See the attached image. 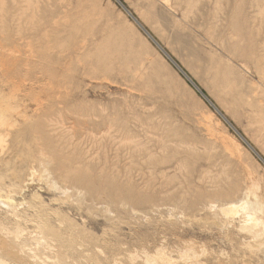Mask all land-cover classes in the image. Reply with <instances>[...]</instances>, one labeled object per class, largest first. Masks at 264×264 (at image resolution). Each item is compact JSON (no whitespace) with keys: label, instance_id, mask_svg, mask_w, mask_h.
Segmentation results:
<instances>
[{"label":"rangeland","instance_id":"obj_1","mask_svg":"<svg viewBox=\"0 0 264 264\" xmlns=\"http://www.w3.org/2000/svg\"><path fill=\"white\" fill-rule=\"evenodd\" d=\"M28 1L27 0H25V1L24 0H22V1L21 0H3L5 8H3V9L0 8V64H1L0 65V96L2 95L0 97V101L2 99L0 104L4 103V102H5V104L6 103L9 104L12 102L13 105L10 104V108H11L10 110H12L11 111L12 113H14V111H15V113L13 115L11 112H9L8 113L9 115L6 117L7 118L6 120L8 122L7 124H10V125L14 124L13 127H15V128H11L12 125L11 126L8 125V128H7V124H6V126H3V129H5V132L1 135V138H0V144H2L4 146L3 147L0 145V153L2 154V156L4 155L3 156L4 160L2 161L3 158L0 154V157H1L0 158V164L2 165V166L0 165V171L2 173V175L0 174L1 175L0 177L6 178V179H12L14 177L16 180H18V181L15 180L16 183L13 181L15 183V185L12 182V180L10 182H12L11 184H13V185H11L8 182V180H6V179H4V180L1 179L2 181L6 180L5 183L1 182V180H0V182L5 187V190H8L7 187H9V191H3L6 194H1L3 196V198H1V200L3 199L2 200L3 202L1 201V203H4V204H2L1 208H0L2 210V212L0 210V214H1L0 216H2V217H0V220L2 219L0 222H2L3 225L1 223L0 224L3 226V228H6V229L8 228V230H9L8 231L5 229L6 233L8 231V233L6 234V237L8 236L6 238V240L12 242L13 238H14L13 233L16 231L21 233L20 235H18V238H16L18 241L17 240H14V241H15V243L21 245L22 250H19V251H21L20 254L23 257L26 256L25 258H27V260L30 262V264H41V263L42 264H49V263L53 264L54 261H56V263H54V264H59L58 262L60 259H64L66 264H76V263H78V264H91V263L92 264H116V263L117 264H146V262L144 260L147 261L149 256L152 257V255H153V257H156L157 256L156 253L157 254L158 253H164L166 255V257H169V258L173 259L174 261L176 260L177 264H187V262H188V264H245V263L246 264H257V263L258 264L259 263L264 264V248H261L262 249L261 250L258 248V246L255 247L254 245H257V244L255 242H254L255 244H253V241L249 239L248 234H244L243 232H241L240 228L238 231V227L244 225V223H243V222H245L244 219L240 218L239 216H237L233 220H232V218H228V217L224 218L225 216L222 217L223 215L219 211V208H218V206H221L220 203H217V206H216V204H214L213 206H216L217 208H215V210L211 209V212L209 211L210 210L209 207L205 208L206 207L205 203H203L202 205H198V204H201V203H198V204L194 205L195 207L192 204V206L195 209L190 204L186 205L187 202L183 203V204H178L179 201L176 198V197H179L178 195H181L182 193L185 195L189 191L188 195H190L191 200H193L195 198L194 195L197 192L196 187H198L199 189H202L203 191L204 190L206 191L207 187H209L210 184H208L204 180H202L203 182H201L200 180H196V179L192 178L188 181L192 180L191 183H194L195 187L191 188L192 186H188V183H186L187 182V181H185L186 177L183 173L180 172L181 173L180 174V173H178L179 171H177V174H176L175 173L176 171H172V170H168V172L169 171H171V172L166 174V177L168 178V180L173 179L175 175H176V177H178L175 180L173 179L172 182H169L166 177L164 178L163 175H160L158 170L156 172V174H158V175L153 174L152 176L151 175L149 176L150 171H151V174L153 173V171L149 166V160L147 158L148 151L151 150L153 153H155L154 156L156 158H154V157L153 158L157 162L165 161L164 166H169V165L173 164V159L172 158L170 159L169 155L160 151L159 147H157L158 144H156L155 141L149 140L142 132L138 133V130H140L137 127L138 123H139L138 119L140 118V120H141V117H142V120H143V118L145 119V115H144L146 112L145 106L149 105V103L144 101V100L142 101L143 102L142 103L139 100V98H137V97H139L140 94H138V92L136 90H134L135 83H134V81H132V80H134L133 79L134 74L132 73V72H134V70H133L134 69V66H133L134 59H139L143 62L144 66L141 67V69H139L141 71L139 73H141V75L143 77L146 76V78H147L148 75L154 73V69H156V68H158V66H162V65L168 66V68L171 70V72L175 76H177V75L181 76V75L178 72H176L177 70L165 58V56L162 55V53H159L160 52L159 49H157V47L154 45V43H152V41L149 40L145 36V34L141 31V29L137 25H135L133 20L127 16V14L123 11L121 6L118 5L115 2V0H104V1L103 0H95V1L90 0L91 2L93 1L92 3L97 2L96 4L98 5V7L95 3H94L95 6L93 4L90 5L91 2H87L89 0H84V1L83 0H79V1H77V0H66L64 2H63V0H41L43 3L40 2V0H37V1L36 0H30V3ZM61 1L63 3H61ZM120 1L125 5V7H127L134 14V16L144 25V27L153 35V37L165 49L167 48L166 50L171 55H173V57L177 61H179L186 68L188 65L189 69L188 68L187 69L191 72V74L193 75L194 78L196 77L195 80L198 83L196 81L195 82L198 85L199 84L201 85V86L200 85L199 86L201 88H203L202 90L204 92L205 91L207 92V93L205 92L206 94H209L211 100H214L213 102H215L218 106L220 105L219 107L221 108V111L236 126V128L239 130V132L243 136H245L246 139L252 143V145L255 147V149L260 154H262V156L264 157L263 150H261V148H259V146H257V144L252 140V138H251L252 135H251V133L248 132V126H247L248 121L246 119L248 114L244 113L245 108L241 107L240 105H236L230 97H228V99H227L224 97H219L218 94H215V95L213 94L216 92H214L215 90L213 89V86L211 84L212 82L210 81L211 76H210L209 70H207V69H209L208 64L214 62L215 65H222L221 62H227L228 57L224 53L225 51H223L222 48L218 45V43H215V40L211 41V39L207 35V29L205 30L206 26H208L207 25L208 22H209V26H211V27L208 26L207 27L208 29L213 27L212 24H215L213 22H216V24L218 23L219 25L217 24L218 25L217 26L215 24L214 26L220 28V29H218L219 34L222 33V35H224V36H225V34L226 35L228 34V36L229 35L231 36V38H230L231 42L238 44V42L241 41V45L244 42L243 46L254 47V48L258 49V54H260V55H261V53L264 54V50L261 48H258L260 45H264V0H193L194 2H192L190 0L193 4L196 2L193 6H191L192 3L189 0H184V1L183 0L182 1L165 0V2L163 0H120ZM18 2H20V3H18ZM27 2L29 3L30 7L27 6ZM77 2H80V3H77ZM1 3H2V1L0 0V7H3V5L1 6ZM56 3L57 4L61 3V4L57 5ZM87 3H89V5ZM22 4H23V6H22ZM37 4H39V5H37ZM66 4H68V5H66ZM188 5H189V8L188 9L185 8V6L188 7ZM34 6H36V7H34ZM37 6H38L39 11L36 9ZM58 6H61V7H58ZM81 6H83V8ZM84 6H85V8H84ZM178 6H179V8H180V6H182L181 7L182 10H180L181 8L179 9ZM68 7H69V9H68ZM77 7H78V9H77ZM88 7H89V9H88ZM28 8H29V14L26 13L28 11ZM99 8L101 9V11ZM257 8H258V10H257ZM24 9L27 11H23ZM102 9H104V10H102ZM193 9L195 12L193 11ZM1 10H2V12H1ZM64 10H66L67 12ZM82 10L84 11V14H82V12H79ZM189 10L191 11L190 16L193 13V15H195L194 17H197V18H192V16L189 17V12H190ZM20 12H22V13H20ZM23 12H25L26 14H23ZM182 12H184V13L187 12L188 18L190 20L186 17L187 14H184ZM261 12H263V13H261ZM2 13H4V14H2ZM53 13H54V17H52ZM100 13H102V15H100ZM104 13H105V15H104ZM181 13L185 16H182ZM33 14H34V17H33ZM88 14H90V15L88 16ZM13 15L16 17L17 16L21 17V18L24 16L23 17L24 19L18 18V19H21L20 23H18L19 20L16 17H14ZM68 15H70V16H68ZM140 15H141V17H140ZM65 16L68 17V20H67V17H65ZM85 16H88V17L91 16L90 18H88V20H90L92 22V24H90L91 22L88 20H86V22H85V20H84V18L86 19ZM69 17H72V18H69ZM118 17H120V19ZM149 17L151 19H149ZM184 17L187 18V19L185 18L186 19L185 21L183 19ZM207 17L210 18V20H208ZM13 18H16L17 20H15ZM93 18H94V20H93ZM74 19L75 20L77 19V20L75 21ZM95 19H98L99 23H97V21ZM26 20L27 21L33 20V21L27 22ZM65 20H67V21L65 22ZM150 20H152L151 21L152 23H150ZM187 20H189L188 23H185V25H184L183 22H187ZM193 20H195L196 27H194L195 25L193 24L194 23ZM72 21H73V23H72ZM79 21H82L81 23H83V21H84V24L81 25V23ZM87 21H88V24L85 25V23H87ZM93 21L96 23H94ZM146 21H147V24H146ZM153 21H155V22L153 23ZM202 21H204V22H202ZM55 22H57V24H55ZM68 22L70 23V25ZM126 22L128 23V25L126 24ZM157 22H158V24H156ZM205 22H207V23H205ZM58 23H61L60 27L63 25L62 27L64 29L58 28L59 27ZM63 23H67L68 25L67 24L65 25ZM77 23H79L80 26ZM148 23H150V24H148ZM178 23H179V25H178ZM181 23L183 24V26H180V25H182ZM36 24L38 26H34L32 28V26L36 25ZM151 24L153 25V27L152 26L150 27ZM188 24H189V26H188ZM54 25H55V27H54ZM87 25H88V27H89V25H92L93 27L95 25L94 29L92 26H90V27H92L93 31L91 30L90 27H89L90 29L89 28L87 29ZM147 25H148V28L146 27ZM156 25H158V26H156ZM200 25L202 26L203 31H201ZM75 26H76V28H75ZM83 27H85V28H83ZM134 28H136V29L133 30ZM156 28H157V30H155ZM177 28H178V30H177ZM235 28H236V33H235ZM258 28H260V29H258ZM51 29L55 30L56 32L52 31ZM73 29H75L76 31L74 30V32L72 33ZM78 29L79 30L82 29L83 31L80 32L81 30L79 31ZM159 29H161L164 32H162ZM70 30H72V31H70ZM239 30H240V33H239ZM48 31H49V33H48ZM51 31L54 33H51ZM78 31H79V33H78ZM133 31H135L136 34H138V36L135 34V32L133 33ZM159 31L164 33V36L161 35L162 38L159 35V34H161V32H159ZM69 32H70V34H68ZM155 32L157 35L153 34ZM179 32H181V33H179ZM204 32H206V33H204ZM45 33H47V34H45ZM74 33H76V37L74 36L75 35ZM65 34H67L66 37H65ZM83 34L87 36V39H85V37L82 36ZM133 34L136 36L134 37ZM201 35H203L204 37ZM77 36H78V38H77ZM206 36H207V40H206ZM48 37H50V38L48 39ZM71 37H72V42L70 44ZM73 37H75V38H73ZM54 38L57 40H55ZM157 38H159V40ZM237 38H238V40H236ZM47 39H48V41H47ZM53 39L59 43L55 42ZM74 39H76V40L74 41ZM144 39H145V41H144ZM84 40H86V42ZM51 41L55 42L56 44H54ZM84 42H85V44H83ZM51 43H53V44L51 45ZM81 43L83 45H81ZM86 43H88V44H86ZM62 44H65L64 48H63ZM60 45H62V47ZM69 45H71V46L69 47ZM85 46H87V47H85ZM146 46L147 47L150 46L151 47V48L149 47L150 50L148 48L146 49ZM80 47H84V49H82ZM134 47L136 48L135 50H134ZM218 48L222 52L219 51ZM71 49L73 52L69 51ZM100 49H101V51H100ZM107 49L109 50V52L110 51L111 52L109 53L107 51ZM117 50H119V51H117ZM261 50H263V51H261ZM94 51H96V52H94ZM104 52H106V53L104 54ZM156 52H157V54H159L158 56L156 55ZM82 53L83 54L85 53V54L83 55ZM139 53L141 54V57L139 56ZM220 54H221V56H220ZM222 54H224L223 57H222ZM87 55H90L89 57L91 59L87 60V57H88ZM74 56H77V57H74ZM78 56L81 58H79ZM262 56L263 55H261V57ZM84 57H86V58L84 59ZM77 58H78V60H77ZM106 58H107V61H106ZM152 58L154 60L157 59L156 62L159 64L158 66L150 65V63H151L150 61L153 60ZM223 58L226 60H224ZM109 59H110V61H109ZM126 59L129 60V61H127V63L129 62L131 64L130 67L126 66V63L124 62V60H126ZM215 59H216V61H215ZM219 59H222V60L220 61ZM98 60L101 62V64H99L100 62ZM263 60H264V58H263ZM122 61L124 63H122ZM88 62H90L92 64H90V63L88 64ZM161 62H162V64H161ZM215 62H217V63L219 62V63L217 64ZM262 62L264 63V61H262ZM105 65H106V68H105ZM111 65L114 67H111ZM90 66H91V68H90ZM108 66H109V68H108ZM122 67L124 69H122ZM152 67H154V68H152ZM1 68L4 70H2ZM93 68H95L96 70L99 69L98 70L99 73L96 70L94 71ZM103 68H104V70H103ZM107 68H108V70H107ZM143 68L145 70L147 69L148 71L143 70ZM91 70H93V71L91 72ZM151 71H153V72L151 73ZM203 71H204V73H203ZM201 72L203 73V75ZM129 73L133 74V76L131 74L132 77L129 76L130 78L128 77ZM147 73H149V74H147ZM206 73L208 74V76ZM181 78H183V76L179 77V79H180L179 81H180V83L183 84ZM207 78H208V80H207ZM183 80L187 83V86L189 88H187V86L185 84H183L186 86L188 92L183 91L185 94L182 93L185 97L184 98L182 95V97L184 98V101L182 103L183 104L182 107L183 106L186 107V111L188 112L189 116H191V115L192 116L189 118V122H188V120L185 121L182 118L180 119L178 117V115H173V118H175L174 122L177 123L176 124L177 129L179 130V128H180L179 132L184 134V135L186 134L185 132H187V134L185 135L187 140L197 144L198 146L200 145L199 147L202 150L207 149V151H210V153L208 152L209 154L214 152L212 154L213 157L211 156L210 158H211V160H212V158H214L215 162L214 161L213 162L216 164H219V165L224 164L226 161V159H225L226 155H225V152H223L225 150L223 147H221L222 145L220 143L221 142L220 135H224L223 137H229V138L235 139L241 145L242 150L237 151L235 148H233L234 151H232V152L234 153L235 158L232 157V160L234 161V163L236 162L235 163L236 165H233L232 168L238 169L239 171H242L244 174L249 173V175H251L255 181L257 180L259 182V184H258V182L256 181L257 185H260L259 186L260 191L259 190H258L259 192L257 191L258 197H256V196H255L256 198L254 197L255 199H257L256 201L254 200L253 197H252L253 199L250 197H249L250 199L249 198L246 199L247 197L242 193L238 196L237 203H240L241 200L245 201V202L249 201V202H247L248 203L247 205H250L253 202L254 204L252 203L253 205L251 204L249 206L250 208H251V206H254L255 203H256V205L258 203H262L261 206L264 205V202H263L264 201V164L259 160V158H257L255 156V154H253V152L251 150H249L248 146L246 144H244L242 142V140L239 138V136L233 131V129H231L222 120V118L219 116V114H217L215 112V110L206 102V100L201 96V94H199L184 78H183ZM206 80L208 82H206ZM210 86H212V87H210ZM244 86H245L244 89H246L248 87L247 83L244 82ZM11 91H13V92H11ZM132 92H134V93H132ZM186 92L188 94H186ZM10 93H12V94H10ZM11 95H13V96H11ZM37 97H39V98H37ZM12 98L14 101H12ZM123 98L125 99V101ZM221 100H222V102H221ZM43 101L45 103H43V105H42ZM139 101L141 102V104ZM88 103H89V105H88ZM126 103L129 105H127ZM223 103H224V105H223ZM228 103H230V104H228ZM135 104H136V106H135ZM40 105H41V107H40ZM58 105H59V107H58ZM194 105H195V107H194ZM128 108H130V110ZM188 109H189V111H188ZM190 109H192V110H190ZM80 110H81V112H80ZM102 110H103V112L101 113ZM134 110H135V112L137 111L136 112L137 114H135V115L141 116V117H138V119H135L134 118L135 112H133ZM106 111H107V113L105 114ZM191 111L192 112L194 111V113H192ZM19 114H21V116L22 115L23 116L21 117ZM175 114H178V113L175 112ZM210 114L212 116L213 115L215 116V117H213V122H212L213 125L211 124L212 126L211 125L210 126L213 130V133L216 136L213 133H212V135L211 134L209 135L207 132H204L205 131L204 126H203V129H201L202 126H201V124H199L200 120H202V119L204 120L205 118H209L208 116ZM100 116H101V118H100ZM111 116H112V118H111ZM113 116H114V118H113ZM79 117H81V118H79ZM192 117L194 118L193 121H192ZM43 118L44 119L47 118L46 120H48V122H46V120H43ZM32 119L34 120V122L32 121ZM68 119H69V121H68ZM190 119H191V121H190ZM132 120L133 121L135 120L136 122L135 121L133 122ZM28 121H29V123H28ZM52 121H54V122H52ZM187 122H188V124H187ZM195 122H196V125L194 127V124L192 125V123H195ZM15 123H17L16 126H15ZM23 123H24V126H23ZM25 123H26V125H25ZM40 123H42L44 126V128H42V126H41V129L43 131L40 130V132L45 133L47 131L46 133H48L50 136H53V137H55V135H56V137L54 139L52 137L53 140L49 137V139L52 140L53 144H54L50 151L48 150L49 148H48L47 143L45 141L44 142H40V141L37 142L36 141L38 139L41 140V138H42V137L40 138V132L39 131H37V130L31 131L30 129L28 130V128H26V130H25V128H24V127L30 126V125H31V128H39V125H41ZM72 123H74V124H72ZM218 123H221L220 127L217 126ZM19 124H20V127L18 126ZM62 125L64 127L66 126V128H63ZM92 125H94V126H92ZM109 125H110V128H108ZM17 126H18V128H17ZM199 126H200V129H199ZM245 126H246V128H245ZM74 127H75V129H74ZM86 127L88 130L86 129ZM51 128H53L54 131ZM56 128H59V129L56 130ZM111 128H112L113 132L111 130L109 133V130ZM12 129H13V131H11ZM61 129H62V131H61ZM67 129H69L70 131ZM184 129H185V132H184ZM198 129L201 131V133L203 135L199 132ZM244 129H245V131H244ZM59 130H60L61 134H60ZM181 130H182V132H181ZM64 131H65V133H64ZM86 132L87 133L89 132V133L87 134ZM222 132L224 134H222ZM55 133H58V134H55ZM69 133L71 134V136ZM188 133L190 136L188 135ZM247 133H248V135H246ZM4 134H6V135H4ZM51 134H53V135H51ZM74 134H75V136H74ZM106 134H110V135L108 136ZM217 134H219V137L217 136ZM57 135H58V137H57ZM63 135L65 137L67 136L66 139ZM101 135H102V137H101ZM104 135H105V137H104ZM3 136L6 139H4V141H2V142H5V141H6V143L8 142L9 146L8 145L5 146L4 145L5 143L4 144L1 143V139L3 138ZM110 136H111V138H110ZM193 136H194V138H193ZM20 137L22 139L24 138L23 140L21 139V142L19 141ZM63 137H64V139H63L64 141L62 140ZM68 137H69V139H68ZM86 137H88V138H86ZM7 138H9V139H7ZM58 138H59V140L57 142ZM145 138H147L148 140ZM71 139H73V140H71ZM83 139H85V140H83ZM89 139H90V142H89ZM109 139H110V142H109ZM112 139H114L115 141ZM119 139H120V141H123V142H120ZM135 139L138 141H136ZM139 139H141V140L139 141ZM9 140H10V142H9ZM11 140L12 141L14 140V142H12ZM24 140H25V142H24ZM66 140H67V142H66ZM101 140H102V142H101ZM125 140L126 141L128 140L127 143L124 142ZM131 140L133 142V145H132V142H129ZM27 141H28V143H27ZM30 141L32 143H30ZM134 141L137 143H135ZM210 141H212V142L210 143ZM216 141L219 143H216ZM15 142L17 143V145ZM140 142H141V144H140ZM150 142L152 143L151 145H150ZM13 143H15V145H13ZM21 143L23 146L21 145ZM39 143L41 144V146L43 145V147L40 146L42 149L39 148V149H41V151L37 148V147H39L38 146ZM120 143H123L122 145H124V146L121 147ZM134 143H135V145H134ZM212 143H214L215 145ZM45 144H46V146H45ZM126 144H128V145H126ZM145 144L147 145L146 147L144 146ZM218 144H220V146ZM19 145H20V147H19ZM17 146L20 148L19 151L22 152V149H24L25 152L30 151L31 154H29V153L25 154V152L23 150L22 153L19 152L20 156L18 154L16 155V151H18V149H19ZM21 146H22V148H21ZM56 146L59 148H57ZM135 146L138 147L139 150ZM8 147H10V148H8ZM45 147H47L48 149ZM1 148L2 149L8 148L7 150L9 152H11V153L13 152V153L11 154L8 151H6L5 149L3 152H1L2 151ZM16 148H17V150H16ZM43 148H44V151L46 150L47 153L49 152L48 153L49 156L52 155L51 159L55 160L58 158L57 161L52 160L53 163L51 162V164H50L51 166L48 167L49 169L47 167L41 168L40 167L41 165L38 163L39 161H37V159L40 160L41 158H42L41 159L42 162L44 160V158L41 157V155L43 153L40 154V152H44ZM53 148H55V149H53ZM218 149H220V150L218 151ZM231 150H232V148H231ZM98 151H99V154H98ZM5 152H7V153H5ZM54 152L57 153L58 155H54L55 154ZM106 152H107V156L105 155ZM238 152H240L239 157H238V155H239ZM38 153L40 154V158H39ZM47 153H46V155H47ZM66 153L67 154L70 153V154L67 155ZM208 153H207V155H209ZM33 154H34V156H33ZM44 154H45V152H44ZM96 154H97V157L99 155L98 158H96ZM226 154H227V152H226ZM59 155L60 156L62 155L61 156L62 158ZM10 156H11V158H14L15 156H18L19 158L16 157L15 159L17 160V162L15 163V161H14L15 159H14V160H12V162H14V163L11 164L12 162H11ZM27 156L28 157L31 156V158H29L30 160H28V158L26 159ZM35 156L38 158H36ZM55 156H57V157L55 158ZM63 156H64V158H63ZM22 158H25L27 160V162L25 159H23L25 162L24 161L22 162ZM60 158H61V161L63 159H66V161H69L70 165H71V169L80 168V167H75V166H78L79 164L83 163L82 167H81L83 169V171L92 170L93 172L92 171L91 172L93 174L90 171H89L90 173L88 172L89 177L92 181L95 179L93 182H95V185L97 187L102 185V187L100 188L101 190L104 188L106 189L107 187H110L111 189H112V187H114L113 189L116 190L117 187L119 186L118 189L120 191V187L122 186L121 192H123L124 190L125 191L128 190V188L129 189L132 188V190L130 189V191H132L131 194L135 200V202H134L135 204L133 205L134 207L131 206L132 208H130V206L121 205V204L108 206V205H110L109 199L104 200L110 196L108 193H107V195H106V193L103 194V197L101 195L99 197V199L96 197L98 200L94 201V199H90V198H89L90 200L88 199L89 194L85 193V191H83L84 193L82 192V193L78 194V192H76L74 189H72V187L71 188L69 187L70 188V191H69V188L64 187L65 185L68 186L67 183L65 182L66 183L65 184L64 182H62L63 180H61V176L59 175V172L57 171V170H60V172H64V170L60 167H59L60 168L59 169L57 166H55V164H57L56 162L60 161ZM94 158H95V160H94ZM117 159H119V161ZM41 160H40V163H41ZM87 160H90V162ZM45 161H47V160H45ZM63 161H65V160H63ZM128 161H130V162H128ZM9 162H11L10 164L13 165L12 167H14V168H11L12 170H9L10 169L9 167L11 165L10 166L7 165L9 167H6V164H9ZM28 162H30V163L28 164ZM35 162L37 163V166L39 168H35V165H36ZM207 162L208 161L202 162L201 164L202 165H208L209 163H207ZM14 164H16V165L14 166ZM31 164H32V166H31ZM53 164H54L55 168L52 167ZM45 165H49V163L45 164ZM45 165H43V166H45ZM129 165H131V166H129ZM158 166L160 167V165H158ZM192 167H193V164H192ZM246 167H248V168H246ZM32 168L34 171H32ZM102 168H103V170H102ZM2 169H4V170H2ZM44 169H46L48 171L47 173L45 171V173L47 175H48V173H50L49 170H51V172L53 171L52 173H54V174H55L54 171H56L55 175H57V176H54V174H52V173H51L52 176H49L51 178H49L48 176H45L46 174L44 173ZM114 169H116V170H114ZM247 169H249V170H247ZM28 170H30V171H28ZM31 172H33L31 174L32 176L29 174ZM7 173H9L11 175H9ZM36 173L38 174L37 177H36V175H37ZM6 174H7V176H5ZM15 174H17V175H15ZM20 174H22V176ZM94 174H96V176ZM99 174H102V176ZM33 177H35V178H33ZM151 177H156V178H151ZM170 177H172V178L170 179ZM28 178L33 180V182L30 181V179H28ZM48 178H49V180H48ZM104 178H106V180H104ZM123 178H125V179H123ZM42 179H45V181ZM149 179L151 181L150 183H149ZM102 180H103V182L101 183ZM195 180H196V183H198V184H195V182H194ZM59 181H61V182H59ZM96 181H98V185H97ZM104 181H105V184L103 185ZM154 181H155V183H154ZM197 181H199V182H197ZM23 182H25L24 186H23ZM19 183H21V184H19ZM110 183H111V186H109ZM179 184H181V186ZM46 185H47V187H46ZM55 185L57 187H54ZM15 186H18V187H15ZM61 186L63 187V189ZM69 186H71V184ZM178 186H180V187H178ZM187 186L190 188L188 189ZM12 187H14L16 189L15 190L13 188L15 195L19 194V193L21 195H17L18 197H15V195L11 192ZM148 187H149V189H148ZM203 187H204V189H203ZM60 189L63 192L68 191L67 192L68 195L66 196L65 195L66 192H65L64 193L65 196H64L63 192ZM64 189H68V190L64 191ZM174 189H175V191H174ZM176 189H177V191H176ZM25 190H27V191H25ZM59 190H60V192L58 193ZM72 190L75 192V195H73L74 193H72ZM184 190H186V191H184ZM190 190L194 191V193L192 191L190 192ZM15 191H18L19 193H15ZM181 191H184L186 193H184V192L181 193ZM69 192L72 193V194L70 193L71 197L73 196L72 198L69 196ZM9 193L11 194L10 201H11V203L14 202L15 205H13L14 203L13 204H11L10 202L7 203V201H9V200L5 199L7 196L10 195ZM22 193H23V195H22ZM118 193H120V192H118ZM192 193H193V196H192ZM84 194H85V196H84ZM12 195H14V196H12ZM141 195L143 197L144 196L145 197L142 198ZM188 195H186V196H188ZM146 196L151 198L150 201H149V199L146 198ZM13 197L15 200L12 199ZM36 197H37V200H39L41 198V200H39L40 203H38L37 200L33 199ZM138 197H141L144 202L141 199V201L139 203H137L136 198H138ZM190 197L187 198L189 200V203L192 202L190 200ZM59 199H61V200L65 199L64 201L66 203L63 201V204H62ZM4 200H7V201L4 202ZM33 200H34V202H33ZM57 200H58V202H57ZM92 200L94 201L93 205L91 202ZM138 200H140V198ZM145 200H148V201L145 202ZM259 200H260V202H257ZM31 201L33 203L37 202V203H35L36 208L40 207L41 209L40 208H38V209L42 210V213H40L41 212L40 210L34 209L35 204L34 205L31 204ZM97 201H99L100 204L102 202L103 206L101 207L100 204H97L98 203ZM95 202H96V206L94 205ZM141 202H143V203L140 204ZM20 203H21V205H20ZM4 205L7 207H8V205H10L9 208H10L11 212H13L17 209L15 211V213L18 211V213H16V214H19L20 217H22V218L18 219V220H21L20 221L21 224L18 221L19 225L17 223L16 224L17 226H16L15 222H17V219H13V218H9V221L11 223L8 220L5 221L6 218L4 219V217H9L12 213L10 211H8L9 208L6 210L9 214L7 212L5 213V211H3V209L5 210ZM18 205H19V207H18ZM41 205H42V207H41ZM135 205H137V206H135ZM178 205H180V206H178ZM247 205H246V208H248ZM32 206H33V209H31ZM106 206H108V207H106ZM183 206H185V207H183ZM186 206H188V208H186ZM202 206H204V207H202ZM20 207H23V209ZM154 207H155V209H154ZM175 207H176V209H175ZM190 207H191V209H190ZM11 208L12 209L14 208L15 210L14 209L12 210ZM250 208H249V210H250ZM263 208H264V206H263ZM24 209L25 210L27 209V210L25 211ZM29 209L31 210V212L28 211ZM207 209H208V212H207ZM57 210H58V212H57ZM216 210L220 212L218 214L220 217H218ZM48 211L49 212L53 211V213H52L53 216ZM38 212H39V215H37V216H39V217L35 218L36 213H38ZM109 212H110V214H109ZM47 213H49V214H47ZM57 213H58V215H57ZM45 214H46V221H43L45 218ZM24 215H26V216L24 217ZM106 215H107V217H106ZM54 216H55V218H54ZM58 216H59V219H58ZM26 217L27 218L29 217V219H27ZM39 218L43 219V220L40 221ZM49 218H51V219H49ZM212 218L214 221L212 220ZM36 219H38V220H36ZM48 219H49V221H47ZM223 219L227 220V221H224ZM3 220L6 222V224H7L6 226H4L5 222ZM207 220L208 221L210 220L211 222L210 221L208 222ZM228 220L230 221L231 224L229 223ZM28 221H29V223H28ZM8 222L11 225H9ZM216 222H217V224H216ZM42 223L47 224V226L45 227L46 229L44 227H42V225H40ZM63 223H64V225H63ZM226 223L229 224L230 228L228 227V224H226ZM32 224H33V226H32ZM60 224L62 226H65V225L66 226L60 228L61 227ZM14 225L16 227H18V226L19 227L16 228ZM25 225H27L26 226L27 229L25 228ZM37 225H39V227ZM232 225H234V227ZM70 226H72V227H70ZM218 226H219V228H218ZM231 226L233 228L237 229L236 232H235V229H233ZM36 227H38V228H36ZM20 228H22V230ZM39 228H41V230L42 229L46 230V232L41 231ZM28 230L33 231L34 234L32 232L30 233ZM35 230H37V231H35ZM27 231L30 234H33V236L30 235ZM25 232H27V235ZM40 232L43 235H39ZM22 234L25 236H23ZM53 234H57V235L61 236L64 243L66 242L65 244L63 243L64 244L63 247H62L63 244L60 241H58V242L54 241V239H56V241H57V240H59V238L55 237V235H53ZM75 234H77L79 237ZM34 235H36V236H34ZM22 236H23V238H20ZM37 236L40 238H38ZM42 236H44L45 238ZM47 236H48L50 241L48 240V238H46ZM63 236H64V238H63ZM67 236L72 237V238L69 239V237H67ZM26 237H28V239H26ZM35 237L37 238L36 240H35ZM29 238H31V239L29 240ZM32 238H33L34 242L32 241ZM24 239H25V241H23ZM38 239L45 240V242L41 241V240H40V242H44V243H46V245H44L42 243L39 247V244H36L37 242H39ZM81 239L85 240V241H82ZM90 239H91V241H90ZM243 240L244 241L246 240L245 244L242 243ZM230 241H232V242H230ZM246 242H249V243L246 244ZM250 242H251V244H250ZM69 243H71V244H69ZM77 243H79V244H77ZM231 243H232V245H231ZM87 244H89V247H91V248H89ZM96 244L99 245L100 247L99 246L95 247ZM248 244H250L251 247H248L249 246ZM37 245H38V247H37ZM67 245H68V247H67ZM33 246H34V248H33ZM47 246H50L51 248L47 247ZM83 246H86L85 247L86 249L88 247L87 252ZM230 246H232V247H230ZM35 247H36V249H35ZM41 247H43V250ZM46 247L48 249H46ZM75 247H78V248H75ZM79 247L80 248L83 247V248H81L79 250ZM49 248L52 250L54 249V250L53 251L49 250ZM191 248H193V249H191ZM59 249H61V250H59ZM114 249H116V251ZM190 249H191V251H190ZM64 250L66 252L68 251L67 252L68 254ZM76 250H79V251H76ZM97 250H99L101 253L100 252L98 253ZM187 250H188V252H187ZM88 251H90V252H89V256L87 257L86 255H88ZM109 251H110V254H109ZM255 251H256V253H254ZM29 252H31V254L33 253V255H31ZM46 253H47V256H46ZM91 253H94V254L92 255ZM197 253L200 255H198ZM61 254H63L62 255L63 257L65 255V257L64 258L61 257ZM49 255H52V258L48 257ZM146 255H147V257H146ZM179 255H181V256H179ZM185 255L188 257H186ZM219 255L221 257H219ZM59 256H60V258H59ZM130 257L133 259H131ZM180 257L181 258L183 257L184 259L183 258L181 259ZM37 258H38V260H37ZM70 258H72V259H70ZM81 258H83V259L81 260ZM88 258H89V260H88ZM185 258H187V259H185ZM190 258H192L193 261ZM73 259L76 261H73ZM90 259L94 262H90ZM47 260L49 261V263H47ZM83 260L85 262L87 261L88 263H85ZM112 260L114 263L112 262ZM114 260L118 261V262L115 263ZM131 261L134 263H132ZM189 261H191V263ZM8 263L16 264L13 261H8Z\"/></svg>","mask_w":264,"mask_h":264},{"label":"bare ground","instance_id":"obj_2","mask_svg":"<svg viewBox=\"0 0 264 264\" xmlns=\"http://www.w3.org/2000/svg\"><path fill=\"white\" fill-rule=\"evenodd\" d=\"M2 1V3H1V6L3 5V7H0V8H5V5H4V3H3V0H1ZM22 1V0H21ZM25 1V0H24ZM28 1V0H27ZM37 1V0H36ZM64 1H66V0H63V2ZM77 1H79V0H77ZM84 1V0H83ZM95 1V0H94ZM104 1V0H103ZM164 2H165V0H163ZM162 1V2H163ZM179 1H182V0H179ZM184 1V0H183ZM190 1V0H189ZM192 2H194L193 0H191ZM190 1V2H191ZM29 3H30V0L28 1ZM27 2V6H29V3ZM32 2V1H31ZM40 2H42L41 0H40ZM50 2V1H49ZM48 2V3H49ZM62 1H61V3H63ZM69 2V1H68ZM87 2H91L90 0L89 1H87ZM93 2V1H92ZM90 3V5L91 4H93L94 5V3L96 4L97 2H94V3ZM113 2V1H112ZM115 2L118 4V5H120L121 6V8L123 9V11L127 14V16L129 17V18H131L132 20H133V22L135 23V25H137L140 29H141V31L145 34V36L149 39V40H151L152 41V43H154V45L157 47V49H159V53H162V55H164L165 56V58L174 66V68L177 70L176 72H178L181 76H183V78L199 93V94H201V96L206 100V102L215 110V112L217 113V114H219V116L222 118V120L231 128V129H233V131L239 136V138L242 140V142L244 143V144H246L247 146H248V148H249V150H251L252 152H253V154H255V156L257 157V158H259V160L264 164V157L262 156V154H260L256 149H255V147L252 145V143L251 142H249L247 139H246V137L245 136H243L240 132H239V130L236 128V126L227 118V116L221 111V108L215 103V102H213L214 100H211V98H210V96H209V94H206L202 89L203 88H201L197 83V81L195 80V78L193 77V75L191 74V72L188 70L189 69V67H188V65H187V68L184 66V65H182L179 61H177L174 57H173V55H171L154 37H153V35L144 27V25L134 16V14L127 8V7H125V5L120 1V0H115ZM168 2V1H167ZM170 2V1H169ZM191 2V3H192ZM14 3V2H13ZM18 3H20V2H18ZM43 3V2H42ZM60 3V4H61ZM66 3V2H65ZM70 3V2H69ZM68 3V4H69ZM77 3H80V2H77ZM86 3V2H85ZM196 3V2H195ZM194 3V4H195ZM25 4V3H24ZM32 4V3H31ZM57 4V3H56ZM59 3L57 4V5H60ZM68 4H66V5H68ZM73 4V3H72ZM88 5H89V3H87ZM101 4V3H100ZM164 4V3H163ZM170 4V3H169ZM182 4V3H181ZM193 3H192V5L191 6H193L194 5ZM198 4V3H197ZM253 4V3H252ZM37 5H39V4H37ZM65 5V4H64ZM70 5V4H69ZM97 5V4H96ZM159 5V4H158ZM167 5V4H166ZM179 5V4H178ZM185 5V4H184ZM190 5V4H189ZM189 5H188V7H186L185 6V8H189ZM199 5V4H198ZM197 5V6H198ZM22 6H23V4H22ZM26 6V5H25ZM32 6V5H31ZM71 6V5H70ZM95 6V5H94ZM196 6V7H197ZM30 7V6H29ZM34 7H36V6H34ZM58 7H61V6H58ZM72 7V6H71ZM82 8H83V6H81ZM97 7H98V5H97ZM153 7V6H152ZM182 6H180V8H181ZM258 7V6H257ZM32 8V7H31ZM81 8V9H82ZM84 8H85V6H84ZM102 8V7H101ZM178 8H179V6H178ZM179 8V9H180ZM192 8V7H191ZM194 8V7H193ZM34 9V8H33ZM38 11H39V9H38V6H37V8H36ZM67 9V8H66ZM68 9H69V7H68ZM72 9V8H71ZM70 9V10H71ZM77 9H78V7H77ZM88 9H89V7H88ZM94 9V8H93ZM100 9V8H99ZM186 9V10H187ZM196 9V8H195ZM221 9V8H220ZM60 10V9H59ZM58 10V11H59ZM84 10V9H83ZM79 11V12H82V14H84V11ZM102 10H104V9H102ZM180 10H182V8L180 9ZM257 10H258V8H257ZM260 10V9H259ZM23 11H27V10H23ZM37 11V12H38ZM63 11V10H62ZM64 11H66V10H64ZM100 11H101V9H100ZM146 11V10H145ZM190 11V10H189ZM193 11H194V9H193ZM1 12H2V10H1ZM67 12V11H66ZM88 12V11H87ZM92 12V11H91ZM103 12V11H102ZM188 12V11H187ZM187 12L186 13H184V12H182V13H184V14H187ZM195 12V11H194ZM216 12V11H215ZM20 13H22V12H20ZM26 13H28L29 14V8H28V11L26 12ZM25 12H23V14H26ZM69 13V12H68ZM67 13V14H68ZM89 13V12H88ZM97 13V12H96ZM99 13V12H98ZM149 13V12H148ZM181 13V15L182 16H185V15H183ZM190 13H191V11L189 12V17H191L192 16V18H197V17H194L195 15H193V13L191 14V16H190ZM261 13H263V12H261ZM2 14H4V13H2ZM1 14V15H2ZM19 14V13H18ZM81 14V13H80ZM151 14V13H150ZM149 14V15H150ZM257 14V13H256ZM20 15V14H19ZM39 15V14H38ZM66 15V14H65ZM79 15V14H78ZM90 14H88V16H89ZM100 15H102V13H100ZM104 15H105V13H104ZM152 15V14H151ZM14 16V15H13ZM21 16V15H20ZM68 16H70V15H68ZM72 16V15H71ZM88 16H85L86 17V19L84 18V20H85V22H86V20H88V18H90V17H88ZM223 16V15H222ZM256 16V15H255ZM254 16V17H255ZM260 16V15H259ZM262 16V15H261ZM7 17V16H6ZM14 17H16V16H14ZM24 17V16H23ZM22 17V18H23ZM33 17H34V14H33ZM32 17V18H33ZM52 17H54V13H53V15H52ZM65 17H67V16H65ZM80 17V16H79ZM100 17V16H99ZM140 17H141V15H140ZM187 18H188V14H187V16H186ZM186 17H184L183 19H184V21L187 19ZM202 17V16H201ZM263 17V16H262ZM17 19L18 18H21V17H16ZM16 18H13V19H15V20H17ZM21 18V19H22ZM27 18V17H26ZM36 18V17H35ZM64 18V17H63ZM69 18H72V17H69ZM77 18V17H76ZM83 18V17H82ZM119 19H120V17H118ZM153 18V17H152ZM186 18V19H185ZM203 18V17H202ZM201 18V19H202ZM251 18V17H250ZM3 19V18H2ZM9 19V18H8ZM21 19H18L19 20V22L18 23H20V20ZM24 19V18H23ZM149 19H151L150 17H149ZM148 19V20H149ZM189 19V18H188ZM207 19L208 20H210V18H208L207 17ZM255 19V18H254ZM50 20V19H49ZM52 20V19H51ZM64 20V19H63ZM67 20H68V17H67ZM67 20H65V22L67 21ZM75 20V19H74ZM77 20V19H76ZM75 20V21H76ZM93 20H94V18H93ZM96 21H97V23H99L98 22V19H95ZM190 20V19H189ZM189 20H187V22H183L184 23V25H185V23H188V21ZM197 20V19H196ZM204 20V19H203ZM213 20V19H212ZM27 21V20H26ZM30 21V20H29ZM29 21H27V22H29ZM31 21H33V20H31ZM30 21V22H31ZM36 21V20H35ZM53 21V20H52ZM51 21V22H52ZM88 21H90V20H88ZM88 21H87V23H85V25L86 24H88ZM142 21V20H141ZM152 20H150V23H152L151 22ZM194 21V25L196 24L195 23V20H193ZM198 21V20H197ZM196 21V22H197ZM219 21V20H218ZM63 22V21H62ZM61 22V23H62ZM80 23L82 22V21H79ZM91 22V21H90ZM94 22V21H93ZM122 22V21H121ZM155 21H153V23H154ZM182 22V21H181ZM202 22H204V21H202ZM213 22V21H212ZM61 23H58L59 25V27L58 28H60V29H62L63 27V25L60 27V24ZM69 23V22H68ZM72 23H73V21H72ZM71 23V24H72ZM94 23H96V22H94ZM93 23V24H94ZM125 23V22H124ZM150 23H148V24H150ZM205 23H207V22H205ZM213 23H215L216 24V22H213ZM220 23V22H219ZM26 24V23H25ZM33 24V23H32ZM52 24V23H51ZM55 24H57V22H55ZM63 24H67V23H63ZM77 24H79V23H77ZM76 24V25H77ZM82 24H84V21H83V23H81V25ZM90 24H92V22L90 23ZM126 24L128 25V23L126 22ZM146 24H147V21H146ZM156 24H158V22L156 23ZM182 24V23H181ZM192 24V23H191ZM215 24H212L213 25V27L212 28H207L208 26H209V22L207 23V25L208 26H206V28H205V30L207 29V35H208V37L211 39V41L212 40H215V43H218V45L222 48V50L223 51H225L224 53L226 54V56L228 57V61L227 62H221L222 63V65H215L214 64V62L213 63H210V64H208L209 65V69H207V70H209V73H210V76H211V84H212V86H213V89L215 90L214 92H216V93H213L214 95L215 94H218L219 95V97H224V98H227L228 99V97H230L232 100H233V102L236 104V105H240L241 107H244L245 109H244V113L246 114H248L247 115V117H246V119H247V121H248V132L249 133H251V135H252V140L257 144V146H259V148H261V150H263V152H264V63L262 62V61H264L263 60V56H264V54H262L261 52V55H263L262 57H261V55L260 54H258V49H256V48H254V47H246V46H243V43H242V45H241V41L240 42H238V44H236V43H233V42H231V36L229 37L228 36V34L226 35L225 34V36L224 35H222V33L221 34H219V31H218V29H220V28H218V27H216V26H214ZM218 24V23H217ZM216 24V25H217ZM41 25V24H40ZM53 25V24H52ZM64 25V26H65ZM68 25V24H67ZM69 25H70V23H69ZM96 25V24H95ZM95 25H94V27H95ZM130 25V24H129ZM178 25H179V23H178ZM206 25V24H205ZM219 25V24H218ZM217 25V26H218ZM34 26H38L37 24L36 25H33L32 26V28L34 27ZM51 26V25H50ZM79 26H80V24H79ZM90 26H92V25H89V27ZM153 27V25L151 24L150 25V27ZM156 26H158V25H156ZM180 26H183V24L182 25H180ZM188 26H189V24H188ZM54 27H55V25H54ZM86 27V26H85ZM85 27H83V28H85ZM88 27V25H87V29L89 28ZM93 27V26H92ZM92 27H90L91 28V30H92ZM94 27H93V29H94ZM130 27V26H129ZM147 28H148V25L146 26ZM187 27V26H186ZM194 27H196V25L194 26ZM200 27H201V31H203L202 30V26L200 25ZM199 27V28H200ZM209 27H211V26H209ZM5 28V27H4ZM45 28V27H44ZM48 28V27H47ZM57 28V27H56ZM75 28H76V26H75ZM89 28V29H90ZM161 28V27H160ZM46 29V28H45ZM59 29V30H60ZM64 29V28H63ZM136 28H134L133 30H135ZM151 29V28H150ZM149 29V30H150ZM204 29V28H203ZM226 29V28H225ZM258 29H260V28H258ZM52 30V29H51ZM66 30V29H65ZM74 30L75 29H73V31L72 30H70V31H72V33L74 32ZM79 30V29H78ZM81 30V31H80ZM79 31L80 32H82L83 30L82 29H80ZM155 30H157V28L155 29ZM159 30H161V29H159ZM177 30H178V28H177ZM197 30V29H196ZM204 30V31H205ZM3 31V30H2ZM1 31V32H2ZM52 31H55V30H52ZM51 31V33H54V32H52ZM76 31V30H75ZM79 31H78V33H79ZM93 31V30H92ZM91 31V32H92ZM162 31V30H161ZM161 31H159V32H161ZM221 31V30H220ZM258 31V30H257ZM56 32V31H55ZM89 32V31H88ZM135 31H133V33H134ZM162 32H164V31H162ZM161 32V34H159L160 36L162 35V36H164V33H162ZM222 32V31H221ZM238 32V31H237ZM48 33H49V31H48ZM50 33V34H51ZM84 33V32H83ZM179 33H181V32H179ZM199 33V32H198ZM204 33H206V32H204ZM225 33V32H224ZM235 33H236V28H235ZM239 33H240V30H239ZM242 33V32H241ZM45 34H47V33H45ZM68 34H70V32L68 33ZM75 35V37H76V33H74ZM135 34H136V32H135ZM153 34H156V32L155 33H153ZM4 35V34H3ZM8 35V34H7ZM44 35V34H43ZM53 35V34H52ZM66 35L67 34H65V37H66ZM80 35V34H79ZM88 35V34H87ZM134 35V34H133ZM137 36H138V34H136ZM136 35H134V37L136 36ZM157 35V34H156ZM45 36V35H44ZM54 36V35H53ZM63 36V35H62ZM82 36H84L85 37V39H87V36L86 35H82ZM162 36H161V38H162ZM201 36H203V35H201ZM241 36V35H240ZM55 37V36H54ZM58 37V36H57ZM61 37V36H60ZM75 37H73V38H75ZM80 37V36H79ZM204 37V36H203ZM50 37H48V39H49ZM77 38H78V36H77ZM165 38V37H164ZM235 38V37H234ZM44 39V38H43ZM48 39H47V41H48ZM55 39V38H54ZM53 39V40H54ZM135 39V38H134ZM140 39V38H139ZM142 39V38H141ZM158 40H159V38H157ZM55 40H57V39H55ZM54 40V41H55ZM69 40V39H68ZM76 39H74V41H75ZM102 40V39H101ZM206 40H207V36H206ZM236 40H238V38L236 39ZM46 41V40H45ZM81 41V40H80ZM85 42H86V40H84ZM137 41V40H136ZM141 41V40H140ZM144 41H145V39H144ZM205 41V40H204ZM51 42H53V41H51ZM55 42H57V41H55ZM55 42H53L54 44H56ZM68 42V41H67ZM71 42H72V37H71V41H70V44H71ZM79 42V41H78ZM85 42L83 43V44H85ZM124 42V41H123ZM210 42V41H209ZM214 42V41H213ZM53 43H51V45L53 44ZM57 43H59V42H57ZM69 43V42H68ZM77 43V42H76ZM211 43V42H210ZM67 44V43H66ZM74 44V43H73ZM82 43H81V45H83ZM86 44H88V43H86ZM145 44V43H144ZM214 44V43H213ZM2 45V44H1ZM63 45V48H64V46H65V44H62ZM62 45H60L61 47H62ZM68 45V44H67ZM138 45V44H137ZM142 45V44H141ZM147 45V44H146ZM49 46V45H48ZM58 46V45H57ZM59 46V47H60ZM71 45H69V47H70ZM216 46V45H215ZM68 47V46H67ZM85 47H87V46H85ZM142 47V46H141ZM140 47V48H141ZM149 47L150 46H146V49L148 48L149 49ZM217 47V46H216ZM76 48V47H75ZM80 48H82V49H84V47H80ZM151 48V47H150ZM258 48H261V49H263L264 50V45H260ZM73 49V48H72ZM72 49L71 50H69L70 52L72 51ZM81 49V50H82ZM136 48L134 47V50H135ZM142 49V48H141ZM216 49V48H215ZM51 50V49H50ZM150 50V49H149ZM169 50V49H168ZM218 50H219V48H218ZM217 50V51H218ZM263 50H261V51H263ZM100 51H101V49H100ZM107 51L109 52V50L107 49ZM117 51H119V50H117ZM219 51H221V50H219ZM73 52V51H72ZM84 52V51H83ZM94 52H96V51H94ZM111 52V51H110ZM109 52V53H110ZM222 52V51H221ZM220 52V53H221ZM32 53V52H31ZM91 53V52H90ZM103 53V52H102ZM106 52H104V54H105ZM79 54V53H78ZM83 54V53H82ZM85 54V53H84ZM83 54V55H84ZM92 54V53H91ZM115 54V53H114ZM33 55V54H32ZM94 55V54H93ZM156 55L158 56L159 54H157V52H156ZM223 55L224 54H222V57H223ZM81 56V55H80ZM88 57L90 56V55H87ZM86 56V57H87ZM107 56V55H106ZM139 56L141 57V54L139 53ZM143 56V55H142ZM220 56H221V54H220ZM74 57H77V56H74ZM79 57V56H78ZM82 57V56H81ZM81 57H79V58H81ZM86 57H84V59L86 58ZM87 57V60L88 59H91L90 57L88 58ZM92 57V56H91ZM94 57V56H93ZM97 57V56H96ZM108 57V56H107ZM130 57V56H129ZM144 57V56H143ZM151 57V56H150ZM154 57V56H153ZM70 58V57H69ZM114 58V57H113ZM146 58V57H145ZM164 58V59H165ZM225 58V57H224ZM223 58V59H224ZM93 59V58H92ZM100 59V58H99ZM153 59V58H152ZM163 59V58H162ZM77 60H78V58H77ZM103 60V59H102ZM157 60V59H156ZM156 60H151L150 62V65H156V66H158L159 64L156 62ZM220 61L222 60V59H219ZM224 60H226V59H224ZM97 61V60H96ZM99 61V60H98ZM106 61H107V58H106ZM109 61H110V59H109ZM127 61H129V60H124V62L126 63V66L127 67H130V63L128 62L127 63ZM144 61V60H143ZM215 61H216V59H215ZM95 62V61H94ZM100 62V61H99ZM123 61H122V63H124ZM90 62H88V64H89ZM113 63V62H112ZM164 63V62H163ZM215 63H217V62H215ZM219 63V62H218ZM217 63V64H218ZM5 64V63H4ZM81 64V63H80ZM79 64V65H80ZM90 64H92V63H90ZM99 64H101V62L99 63ZM98 64V65H99ZM161 64H162V62H161ZM170 64V65H171ZM1 65V64H0ZM77 65V64H76ZM97 65V64H96ZM81 66V65H80ZM89 66V65H88ZM119 66V65H118ZM133 66H134V72H132L133 74H134V77H133V79L134 80H132V81H134V83H135V86H134V90H136L137 92H138V94H140L139 95V97H137V98H139V100L142 102L143 100L144 101H146V102H148L149 103V105H146L145 107V119L143 118V120H142V117L141 116H137V115H135V114H137L136 112H135V110L133 111V112H135L134 113V118L135 119H138V117H141V120H140V118L138 119V122L140 123H138V128L140 129V130H138V133H143L149 140H151V141H155L156 142V144H158V146L157 147H159V150L160 151H162V152H164L165 154H167V155H169V158L171 159H173V164H171V165H169V166H164V164H165V161H159V162H157L154 158H156L154 155H155V153H153L151 150L150 151H148V153H147V158H148V160H149V166H150V168L152 169V171H153V173L151 174V171H150V173H149V176L151 175H155L156 174V172H157V170H158V172H159V174L160 175H163V177L165 178L166 177V174H168L169 172H171V171H169L168 172V170H172V171H176L175 173L177 174V171H179L178 173H183L184 175H185V181H187L186 183H188V186H192L191 188H194L195 187V185H194V183H191V181H188V180H190V179H196V180H200L201 182H203L202 180H204V181H206L208 184H210V186L209 187H207V190L205 191H203L202 189H199L198 187H196V190H197V192H196V196L194 195V199L193 200H191V197H190V195H188V192L186 193V192H184V191H186V190H184V191H181V193L182 192H184V193H186L185 195L182 193H180L181 195H178L179 197H176L177 199H178V204H183V203H186V205L187 204H190L191 206H192V204H193V206L194 205H196V204H198V203H201V204H198V205H202L203 203H205V208H210V212H211V209L213 210H215V208H217L216 206H217V203H220L221 204V206H218V208H219V211L222 213V217H224V218H226V217H228V218H232V220L233 219H235L237 216H239L240 218H242V219H244L245 220V222H243L244 223V225H242V226H240V227H238V231H239V228H240V231L241 232H243L244 234H248L249 235V239L250 240H252L253 241V244H257V245H254L255 247H257L258 246V248L259 249H261V248H264V208H263V206L264 205H262L261 206V204L262 203H258L257 205H256V203H255V205L254 206H251V208L249 207L250 205H247L248 203L247 202H249V201H247V202H245V201H242L241 200V202L240 203H237V201H238V196L240 195V194H244L247 198L246 199H248L249 197L250 198H254L255 196L256 197H258L257 196V191L259 190V186L260 185H257V182L253 179V177L251 176V175H249V173L248 174H244L242 171H239L238 169H235V168H232L233 167V165H236L235 163H234V161L232 160V157H234V153L232 152V151H234L233 150V148H235L237 151H240V150H242V148H241V145L235 140V139H232V138H229V137H223L224 135H220V137H221V147H223L224 148V150L225 151H223V152H225V159H226V161H225V163L224 164H222V165H219V164H216V163H214L215 162V160H214V158H212V160H211V156H212V154L214 153V152H212L211 154H209L210 153V151H207V149L206 150H202L197 144H195V143H193V142H191V141H189V140H187V138L185 137V135L187 134V132H185V129H184V132L186 133L185 135L184 134H182V133H180L179 132V130H180V128H179V130L177 129V127H176V124L177 123H175L174 122V120H175V118H173V115H178V117L181 119H183V120H185V121H187L188 120V122H189V118L192 116H189V114H188V112L186 111V107H182V103H183V101H184V95L182 94V93H184L183 91H187V88H189L188 86H187V83L183 80V78H181V80H182V82H183V84H185L186 86H187V88H186V86L185 85H183L182 83H180V79H179V77H181V76H179V75H177V76H175L172 72H171V70L168 68V66H166V65H162V66H158V68H156V69H154V73H152L153 71H151V73L152 74H150V75H148L147 76V78H146V76L145 77H143L142 75H141V73H139V72H141L139 69H141V67H143L144 66V64H143V62L141 61V60H139V59H134V64H133ZM93 67V66H92ZM111 67H114V66H112L111 65ZM88 68V67H87ZM90 68H91V66H90ZM105 68H106V65H105ZM108 68H109V66H108ZM108 68H107V70H108ZM150 68V67H149ZM152 68H154V67H152ZM2 69V68H1ZM98 69V68H97ZM122 69H124L123 67H122ZM151 69V68H150ZM2 70H4V69H2ZM90 70V69H89ZM93 70L95 71L96 69L95 68H93ZM93 70H91V72L93 71ZM99 70V69H98ZM98 70H96V71H98ZM103 70H104V68H103ZM113 70V69H112ZM111 70V71H112ZM143 70H145L144 68H143ZM147 70V69H146ZM145 70V71H146ZM11 71V70H10ZM106 71V70H105ZM148 71V70H147ZM202 71V70H201ZM150 72V71H149ZM94 73V72H93ZM98 73H99V71H98ZM131 73V74H132ZM202 73V72H201ZM203 73H204V71H203ZM203 73H202V75H203ZM208 73V72H207ZM206 73V74H207ZM208 73V74H209ZM131 74L129 73L128 74V77L129 76H131ZM133 74H132V76H133ZM147 74H149V73H147ZM195 74V73H194ZM208 74H207V76H208ZM122 75V74H121ZM125 75V74H124ZM201 75V76H202ZM127 76V75H126ZM131 76V77H132ZM176 77V78H175ZM130 78V77H129ZM210 78V77H209ZM132 79V78H131ZM104 80V79H103ZM207 80H208V78H207ZM206 80V82H208ZM107 81V80H106ZM197 83H196V82ZM244 82L245 83H247V85H248V87L246 88V89H244ZM210 84V83H209ZM21 85V84H20ZM112 85V84H111ZM246 85V84H245ZM212 86H210V87H212ZM66 89V88H65ZM61 90V89H60ZM129 90V89H128ZM64 91V90H63ZM192 91V90H191ZM10 92V91H9ZM11 92H13V91H11ZM68 92V91H67ZM136 92V93H137ZM188 92V91H187ZM186 92V94H188ZM193 92V91H192ZM132 93H134V92H132ZM10 94H12V93H10ZM185 94V93H184ZM14 95V94H13ZM13 95H11V96H13ZM182 95H183V97H182ZM2 96V95H1ZM0 96V97H1ZM128 96V95H127ZM191 96V95H190ZM117 97V96H116ZM129 97V96H128ZM131 97V96H130ZM37 98H39V97H37ZM112 98V97H111ZM190 98V97H189ZM17 99V98H16ZM15 99V100H16ZM58 99V98H57ZM124 99V98H123ZM129 99V98H128ZM132 99V98H131ZM4 100V99H3ZM59 100V99H58ZM1 101H2V99H1ZM0 101V102H1ZM12 101H14L13 100V98H12ZM41 101V100H40ZM53 101V100H52ZM124 101H125V99H124ZM139 101V102H140ZM188 101V100H187ZM194 101V100H193ZM22 102V101H21ZM47 102V101H46ZM141 102H140V104H141ZM186 102V101H185ZM221 102H222V100H221ZM9 103V102H8ZM18 103V102H17ZM20 103V102H19ZM43 103H45L44 101L42 102V105H43ZM128 103V102H127ZM126 103V104H127ZM143 103V102H142ZM5 102L4 103H1L0 104V138H1V135L5 132V129H3V126H6V124L8 123L7 122V116L9 115L8 113L9 112H11L12 110H10L11 108H10V104H12L13 105V103L11 102V103H9V104H5ZM22 104V103H21ZM24 104V103H23ZM185 104V103H184ZM187 104V103H186ZM198 104V103H197ZM228 104H230V103H228ZM88 105H89V103H88ZM113 105V104H112ZM127 105H129V104H127ZM196 105V104H195ZM195 105H194V107H195ZM223 105H224V103H223ZM235 105V106H236ZM19 106V105H18ZM25 106V105H24ZM101 106V105H100ZM114 106V105H113ZM135 106H136V104H135ZM139 106V105H138ZM141 106V105H140ZM187 106V105H186ZM190 106V105H189ZM222 106V105H221ZM234 106V107H235ZM40 107H41V105H40ZM58 107H59V105H58ZM172 107V108H171ZM188 107V106H187ZM39 108V107H38ZM37 108V109H38ZM74 108V107H73ZM103 108V107H102ZM101 108V109H102ZM107 108V107H106ZM139 108V107H138ZM143 108V107H142ZM71 109V108H70ZM114 109V108H113ZM123 109V108H122ZM121 109V110H122ZM129 110H130V108H128ZM135 109V108H134ZM174 109V110H173ZM185 109V110H184ZM36 110V109H35ZM39 110V109H38ZM69 110V109H68ZM67 110V111H68ZM104 110V109H103ZM103 110L101 111V113L103 112ZM137 110V109H136ZM144 110V109H143ZM190 110H192V109H190ZM17 111V110H16ZM45 111V110H44ZM93 111V110H92ZM114 111V110H113ZM132 111V110H131ZM188 111H189V109H188ZM26 112V111H25ZM37 112V111H36ZM70 112V111H69ZM80 112H81V110H80ZM132 112V113H133ZM175 112H177L178 114H175ZM192 112V111H191ZM242 112V111H241ZM12 113V112H11ZM14 113H15V111H14ZM14 113H12V115L14 114ZM49 113V112H48ZM60 113V112H59ZM107 113V111L105 112V114ZM192 113H194V111L192 112ZM191 113V114H192ZM22 114V113H21ZM21 114H19L20 116H21ZM36 114V113H35ZM40 114V113H39ZM58 114V113H57ZM61 114V113H60ZM75 114V113H74ZM18 115V116H19ZM26 115V114H25ZM62 115V114H61ZM143 115V116H144ZM232 115V114H231ZM17 116V115H16ZM23 116V115H22ZM21 116V117H22ZM66 116V115H65ZM78 116V115H77ZM90 116V115H89ZM103 116V115H102ZM196 116V115H195ZM204 116V115H203ZM27 117V116H26ZM25 117V118H26ZM48 117V116H47ZM58 117V116H57ZM109 117V116H108ZM132 117V116H131ZM177 117V116H176ZM209 118H205L204 120L202 119V120H200V122H199V124H201V126H202V128L201 129H203V126H204V132H207L209 135L211 134L212 135V133H213V130H212V128H211V126L213 125L212 124V122H213V117H215L214 115L212 116L211 114L208 116ZM229 117V116H228ZM54 118V117H53ZM60 118V117H59ZM79 118H81V117H79ZM87 118V117H86ZM95 118V117H94ZM98 118V117H97ZM100 118H101V116H100ZM111 118H112V116H111ZM113 118H114V116H113ZM235 118V117H234ZM31 119V118H30ZM47 119V118H46ZM46 119H44L43 118V120H46ZM51 119V118H50ZM55 119V118H54ZM96 119V118H95ZM193 117H192V121H193ZM52 120V119H51ZM56 120V119H55ZM60 120V119H59ZM58 120V121H59ZM64 120V119H63ZM62 120V121H63ZM86 120V119H85ZM97 120V119H96ZM99 120V119H98ZM113 120V119H112ZM115 120V119H114ZM197 120V119H196ZM195 120V121H196ZM26 121V120H25ZM31 121V120H30ZM32 121L34 122V120L32 119ZM57 121V122H58ZM68 121H69V119H68ZM133 121V120H132ZM135 121V120H134ZM133 121V122H134ZM190 121H191V119H190ZM215 121V120H214ZM217 121V120H216ZM18 122V121H17ZM46 122H48V120H46ZM52 122H54V121H52ZM51 122V123H52ZM64 122V121H63ZM105 122V121H104ZM107 122V121H106ZM136 122V121H135ZM188 122H187V124H188ZM197 122V121H196ZM196 122L195 123H192V125L194 124V127H195V125H196ZM21 123V122H20ZM28 123H29V121H28ZM27 123V124H28ZM59 123V122H58ZM57 123V124H58ZM16 124L17 123H15V126H16ZM41 125H39V128H31V125L30 126H26V127H24L25 128V130H26V128H28V130L30 129L31 131H34V130H37V131H39L40 132V130H42L41 129V126H42V128H44V126H43V124L42 123H40ZM50 124V123H49ZM56 124V125H57ZM63 124V123H62ZM72 124H74V123H72ZM71 124V125H72ZM110 124V123H109ZM186 124V123H185ZM191 124V123H190ZM212 124V125H211ZM220 124L221 123H218L217 124V126H219L220 127ZM8 125H10V124H7V128H8ZM12 125V124H11ZM10 125V126H11ZM14 125V124H13ZM13 125L11 126V128H15V127H13ZM22 125V124H21ZM25 125H26V123H25ZM116 125V124H115ZM211 125V126H210ZM245 125V124H244ZM19 127H20V124L18 125ZM18 126H17V128H18ZM23 126H24V123H23ZM53 126V125H52ZM73 126V125H72ZM84 126V125H83ZM88 126V125H87ZM92 126H94V125H92ZM133 126V125H132ZM136 126V125H135ZM57 127V126H56ZM62 127L63 128H66V126L64 127L63 125H62ZM61 127V128H62ZM69 127V126H68ZM67 127V128H68ZM82 127V126H81ZM6 128V127H5ZM10 128V127H9ZM50 128V127H49ZM54 128V127H53ZM53 128H51L52 130H53ZM72 128V127H71ZM83 128V127H82ZM99 128V127H98ZM108 128H110V125H109V127ZM115 128V127H114ZM137 128V129H138ZM245 128H246V126H245ZM50 129V130H51ZM59 128H56V130H58ZM74 129H75V127H74ZM86 129H87V127H86ZM93 129V128H92ZM91 129V130H92ZM197 129V128H196ZM199 129H200V126H199ZM198 129V130H199ZM215 129V128H214ZM15 130V129H14ZM17 130V129H16ZM19 130V129H18ZM24 130V129H23ZM67 130H69V129H67ZM66 130V131H67ZM88 130V129H87ZM86 130V131H87ZM112 130V128L109 130V133H110V131ZM247 130V129H246ZM11 131H13V129L11 130ZM43 131V130H42ZM54 131V130H53ZM61 131H62V129H61ZM70 131V130H69ZM107 131V130H106ZM121 131V130H120ZM187 131V130H186ZM216 131V130H215ZM244 131H245V129H244ZM26 132V131H25ZM47 132V131H46ZM44 133V132H40V138H41V140H39L38 138V140H36L37 142L38 141H40V142H46L47 143V146H48V148L47 147H45V148H47L49 151L52 149V146L54 145L53 144V139L56 137V135H55V137H53V136H50L48 133ZM51 132V131H50ZM56 132V131H55ZM59 132H60V130H59ZM112 132H113V130H112ZM129 132V131H128ZM181 132H182V130H181ZM189 132V131H188ZM198 132V131H197ZM199 132L201 133V131L199 130ZM7 133V132H6ZM13 133V132H12ZM64 133H65V131H64ZM87 133V132H86ZM89 133V132H88ZM87 133V134H88ZM103 133V132H102ZM124 133V132H123ZM54 134V133H53ZM53 134H51V135H53ZM55 134H58V133H55ZM60 134H61V132H60ZM63 134V133H62ZM68 134V133H67ZM70 134V133H69ZM202 134V133H201ZM214 134V133H213ZM222 134H224L223 132H222ZM4 135H6V134H4ZM65 135V134H64ZM63 135V136H64ZM94 135V134H93ZM96 135V134H95ZM106 135H110V134H106ZM188 135H189V133H188ZM203 135V134H202ZM206 135V134H205ZM215 135V134H214ZM213 135V136H214ZM246 135H248V133L246 134ZM10 136V135H9ZM8 136V137H9ZM70 136H71V134H70ZM74 136H75V134H74ZM91 136V135H90ZM113 136V135H112ZM190 136V135H189ZM216 136V135H215ZM217 136L219 137V134H217ZM14 137V136H13ZM49 137L52 139V137H53V139L52 140H50L49 139ZM57 137H58V135H57ZM65 137V136H64ZM64 137L62 138V140L64 139ZM67 137V136H66ZM66 137H65V139H66ZM73 137V136H72ZM93 137V136H92ZM91 137V138H92ZM97 137V136H96ZM101 137H102V135H101ZM104 137H105V135H104ZM212 137V136H211ZM18 138V137H17ZM16 138V139H17ZM36 138V137H35ZM74 138V137H73ZM84 138V137H83ZM86 138H88V137H86ZM85 138V139H86ZM90 138V139H91ZM110 138H111V136H110ZM147 138H145V139H147ZM193 138H194V136H193ZM204 138V137H203ZM3 139V140H2ZM1 139V143H5L4 145L5 146H7L9 143L7 142L6 143V141L5 142H2V141H4V139H6V138H4V136H3V138ZM7 139H9V138H7ZM12 139V138H11ZM14 139V138H13ZM19 139V138H18ZM21 137H20V142H21ZM24 139V138H23ZM22 139V140H23ZM68 139H69V137H68ZM67 139V140H68ZM85 139H83V140H85ZM90 139H89V142H90ZM97 139V138H96ZM122 139V138H121ZM147 139V140H148ZM215 139V138H214ZM26 140V139H25ZM25 140H24V142H25ZM29 140V139H28ZM43 140V141H42ZM56 140V139H55ZM58 140H59V138L57 139V142H58ZM67 140H66V142H67ZM71 140H73V139H71ZM81 140V139H80ZM82 140V141H83ZM95 140V139H94ZM112 140H114V139H112ZM134 140V139H133ZM136 140V139H135ZM141 139H139V141H140ZM207 140V139H206ZM8 141V140H7ZM12 141V140H11ZM16 141V140H15ZM18 141V142H19ZM52 141V142H51ZM61 141V140H60ZM64 141V140H63ZM81 141V142H82ZM104 141V140H103ZM115 141V140H114ZM119 141H120V139H119ZM128 141V140H127ZM127 141L125 140L124 142H126L127 143ZM136 141H138V140H136ZM215 141V140H214ZM9 142H10V140H9ZM12 142H14V140L12 141ZM65 142V143H66ZM101 142H102V140H101ZM109 142H110V139H109ZM113 142V141H112ZM117 142V141H116ZM120 142H123V141H120ZM129 142H132V140L131 141H129ZM135 142V141H134ZM195 142V141H194ZM212 141H210V143H211ZM16 143V142H15ZM15 143H13V145H15ZM23 143V142H22ZM22 143H21V145H22ZM27 143H28V141H27ZM30 143H32L31 141H30ZM29 143V144H30ZM72 143V142H71ZM78 143V142H77ZM135 143H137V142H135ZM135 143H134V145H135ZM216 143H219V142H217L216 141ZM26 144V143H25ZM37 144V143H36ZM86 144V143H85ZM93 144V143H92ZM100 144V143H99ZM103 144V143H102ZM114 144V143H113ZM123 143H120V145H121V147L122 146H124V145H122ZM140 144H141V142H140ZM152 143L150 142V145H151ZM212 144H214V143H212ZM1 146H3L2 144H0ZM16 145H17V143H16ZM32 145V144H31ZM78 145V144H77ZM119 145V146H120ZM126 145H128V144H126ZM132 145H133V142H132ZM149 145V146H150ZM215 145V144H214ZM213 145V146H214ZM219 146H220V144H218ZM9 146V145H8ZM12 146V145H11ZM10 146V147H11ZM23 146V145H22ZM22 146H21V148H22ZM39 147H37L38 149L39 148H41V147H43V145L41 146V144L39 143V145H38ZM41 146V147H40ZM45 146H46V144H45ZM95 146V145H94ZM143 146V145H142ZM145 147L147 146L146 144L144 145ZM4 147V146H3ZM10 147H8V148H10ZM18 147V146H17ZM19 147H20V145H19ZM18 147V148H19ZM26 147V146H25ZM57 147V146H56ZM88 147V146H87ZM111 147V146H110ZM126 147V146H125ZM129 147V146H128ZM136 147V146H135ZM140 147V146H139ZM8 148H4L6 151H8L7 149ZM15 148V147H14ZM32 148V147H31ZM57 148H59V147H57ZM64 148V147H63ZM62 148V149H63ZM85 148V147H84ZM92 148V147H91ZM136 148H138V147H136ZM141 148V147H140ZM143 148V147H142ZM219 148V147H218ZM231 148H232V150H231ZM2 149V148H1ZM4 149H2V151L1 152H3L4 151ZM27 149V148H26ZM42 149V148H41ZM41 149H39L40 151H41ZM53 149H55V148H53ZM69 149V148H68ZM95 149V148H94ZM106 149V148H105ZM116 149V148H115ZM146 149V148H145ZM222 149V148H221ZM13 150V149H12ZM15 150V149H14ZM16 150H17V148H16ZM20 150V148L18 149V151H16V155L18 154L19 156H20V154H19V152H21V151H19ZM23 150L24 149H22V152H23ZM29 150V149H28ZM27 150V151H28ZM57 150V149H56ZM60 150V149H59ZM67 150V149H66ZM91 150V149H90ZM102 150V149H101ZM110 150V149H109ZM126 150V149H125ZM138 150H139V148H138ZM220 149H218V151H219ZM11 151V150H10ZM39 151V152H40ZM43 151H44V148H43ZM58 151V150H57ZM74 151V150H73ZM111 151V150H110ZM134 151V150H133ZM136 151V150H135ZM217 151V150H216ZM215 151V152H216ZM217 151V152H218ZM236 151V152H237ZM9 152V151H8ZM15 152V151H14ZM18 152V153H17ZM21 152V153H22ZM24 152H25V150H24ZM44 152H45V154H44ZM44 152H40V154L41 153H43L42 155H41V157H43L44 158V160H43V162H42V158L40 159L41 160V163H40V160H38L37 159V161H39L38 163L41 165L40 167L41 168H45V167H49V166H51L50 164H51V162L53 163V161L52 160H54V159H51L52 158V155H48V153L46 152V150L44 151ZM66 152V151H65ZM89 152V151H88ZM87 152V153H88ZM105 152V151H104ZM117 152V151H116ZM119 152V151H118ZM209 152V153H208ZM226 152H227V154H226ZM229 152V153H228ZM5 153H7V152H5ZM9 153H11V152H9ZM13 153V152H12ZM11 153V154H12ZM31 154V152L29 151V152H25V154ZM46 153H47V155H46ZM53 153V152H52ZM55 153V152H54ZM73 153V152H72ZM97 153V152H96ZM207 153L209 154V155H207ZM239 153V155H238V157L240 156V152H238ZM237 153V154H238ZM1 154V153H0ZM4 154V153H3ZM39 154V153H38ZM40 154H39V158H40ZM67 154V153H66ZM65 154V155H66ZM68 154H70V153H68ZM67 154V155H68ZM89 154V153H88ZM87 154V155H88ZM98 154H99V151H98ZM126 154V153H125ZM142 154V153H141ZM216 154V153H215ZM6 155V154H5ZM54 155H58L57 153H55ZM106 156H107V152H106V154H105ZM1 156H2V154H1ZM4 156V155H3ZM2 156V161L4 160V157ZM14 156V155H13ZM12 156V157H13ZM33 156H34V154H33ZM32 156V157H33ZM60 156V155H59ZM62 156V155H61ZM60 156V157H61ZM76 156V155H75ZM224 156V155H223ZM8 157V156H7ZM16 157H18V156H15L14 158H11V156H10V158H11V162H12V160H14ZM36 157V156H35ZM57 156H55V158H56ZM71 157V156H70ZM81 157V156H80ZM79 157V158H80ZM98 157H99V155H98ZM97 157V154H96V158H98ZM120 157V156H119ZM118 157V158H119ZM154 157V158H153ZM213 157V156H212ZM1 158V157H0ZM6 158V157H5ZM19 158V157H18ZM17 158V159H18ZM28 158V160H30L29 158H31V156H27L26 157V159ZM36 158H38V157H36ZM62 158V157H61ZM61 158H60V161L59 162H56L57 164H55V166H57L58 168L60 167V168H62L63 170H64V172H60V170H57L58 172H59V175L61 176V180H63L62 182H66L67 183V185L68 186H66L65 184V186L64 187H67V188H71L72 187V189H74L76 192H78V194L79 193H82L83 191H85V193H87V194H89V197H88V199L90 198V199H94V201H96V200H98L99 199V197L102 195V197H103V194H105L106 193V195H107V193L110 195H108L109 197L107 198V199H104V200H108L109 199V204L110 205H108V206H111V205H116V204H121V205H126V206H130V208H132V207H134L133 205L135 204L134 202H135V200H134V198L132 197V191H130V189L132 190V188H128V190H122L123 192H121V187H120V191H119V186L117 187V189L115 190V189H113L114 187H112V189L110 188V187H107L106 189L104 188V189H100L101 187H102V185L101 186H99V187H97L96 185H95V182H93L91 179H90V177H89V174H88V172L90 171H92V170H89V171H83V169L81 168L82 167V164H79L78 166H75V167H80V168H73V169H71V165H70V162L69 161H66V159H63V160H65V161H61ZM63 158H64V156H63ZM82 158V157H81ZM126 158V157H125ZM224 158V157H223ZM235 158V157H234ZM233 158V159H234ZM21 159V158H20ZM23 159H25V158H22V162L24 161ZM25 159V160H26ZM34 159V158H33ZM32 159V160H33ZM58 159V158H57ZM57 159H55L56 161H57ZM72 159V158H71ZM237 159V158H236ZM241 159V158H240ZM19 160V159H18ZM36 160V159H35ZM45 160H47V161H45ZM54 160V161H55ZM94 160H95V158H94ZM118 161H119V159H117ZM132 160V159H131ZM130 160V161H131ZM1 161V162H2ZM15 161V163L17 162V160L15 159L14 160ZM36 161V162H37ZM45 161V162H44ZM82 161V160H81ZM84 161V160H83ZM87 161H89L90 162V160H87ZM130 161H128V162H130ZM134 161V160H133ZM206 161H208L207 163H209L208 165H202L201 163L202 162H206ZM214 161V162H213ZM241 161V160H240ZM9 162V164H6V167H9L11 164H13L14 162ZM21 162V163H22ZM25 162V161H24ZM26 162H27V160H26ZM31 162V161H30ZM30 162H28V164L30 163ZM35 162V163H36ZM49 163V165H45V164H48ZM76 162V161H75ZM93 162V161H92ZM127 162V161H126ZM144 162V161H143ZM142 162V163H143ZM11 163V164H10ZM32 163V162H31ZM34 163V164H35ZM55 163V162H54ZM72 163V162H71ZM99 163V162H98ZM107 163V162H106ZM23 164V163H22ZM27 164V163H26ZM33 164V163H32ZM32 164H31V166H32ZM75 164V163H74ZM73 164V165H74ZM192 164H193V167H192ZM1 165V164H0ZM7 165H9V166H7ZM16 164H14V166H15ZM43 165H45V166H43ZM77 165V164H76ZM81 165V166H80ZM158 165H160V167L158 166ZM2 166V165H1ZM13 165H11L8 169L9 170H12L11 168H14V167H12ZM26 166V165H25ZM30 166V165H29ZM37 166V163H36V165H35V168H39L38 166ZM55 166H54V164H53V166L52 167H54L55 168ZM105 166V165H104ZM129 166H131V165H129ZM5 167V168H6ZM51 167V168H52ZM86 167V166H85ZM116 167V166H115ZM114 167V168H115ZM46 168V169H47ZM53 168V169H54ZM59 168V169H60ZM117 168V167H116ZM149 168V169H150ZM159 168V169H158ZM238 168V167H237ZM246 168H248V167H246ZM7 169V168H6ZM46 169H44V173H45V171H46V173L48 172ZM49 169V168H48ZM57 169V168H56ZM90 169V168H89ZM215 169V170H214ZM2 170H4V169H2ZM55 170V169H54ZM102 170H103V168H102ZM101 170V171H102ZM114 170H116V169H114ZM243 170V169H242ZM247 170H249V169H247ZM8 171V170H7ZM14 171V170H13ZM22 171V170H21ZM28 171H30V170H28ZM32 171H34L33 170V168H32ZM100 171V172H101ZM3 172V171H2ZM10 172V171H9ZM49 172L50 173H48V175L46 174L45 176H52L51 175V173L53 172H51V170H49ZM55 172V174H56V171H54ZM57 172V173H58ZM89 172V173H90ZM93 172V171H92ZM91 172V173H92ZM103 172V171H102ZM251 172V171H250ZM4 173V172H3ZM27 173V172H26ZM33 172H31V173H29L30 175L32 174ZM35 173V172H34ZM43 173V174H44ZM62 173V174H61ZM99 173V172H98ZM113 173V172H112ZM118 173V172H117ZM180 173V174H181ZM0 174L2 175V173H1V171H0ZM7 174H9V173H7ZM7 174L5 175V176H7ZM37 174V173H36ZM42 174V175H43ZM52 174H54V173H52ZM54 174V176H57V175H55ZM93 174V173H92ZM0 175V176H1ZM9 175H11V174H9ZM15 175H17V174H15ZM21 176H22V174H20ZM27 175V174H26ZM41 175V176H42ZM95 176H96V174H94ZM99 175H101L102 176V174H99ZM98 175V176H99ZM156 175H158V174H156ZM256 175V174H255ZM32 176V175H31ZM30 176V177H31ZM35 176V175H34ZM38 176V174L36 175V177ZM40 176V177H41ZM44 176V175H43ZM42 176V177H43ZM53 176V177H54ZM94 176V177H95ZM97 176V177H98ZM108 176V175H107ZM174 176V175H173ZM52 177V178H53ZM176 175L174 176V180L175 179H177L178 177H176ZM32 178V177H31ZM33 178H35V177H33ZM46 178V177H45ZM49 178H51V177H49ZM49 178H48V180H49ZM58 178V177H57ZM56 178V179H57ZM151 178H156V177H151ZM150 178V179H151ZM167 178V177H166ZM172 177H170V179H171ZM4 180V179H6V178H1L0 177V180ZM14 179V180H13ZM28 179H30V178H28ZM115 179V178H114ZM123 179H125V178H123ZM150 179H149V183L151 182L150 181ZM173 179H171V180H168V178H167V180L169 181V182H172L173 181ZM184 179V178H183ZM1 180V182H4L5 183V181L6 180H8V182L11 184L13 181L16 183V181H18V180H16L14 177L12 178V179H6L5 181H2ZM12 180V182H10ZM16 180V181H15ZM27 180V179H26ZM25 180V181H26ZM40 180V179H39ZM42 180H44L45 181V179H42ZM51 180V179H50ZM59 180V179H58ZM104 180H106V178H104ZM196 180L194 181L195 182V184H198V183H196ZM28 181V180H27ZM26 181V182H27ZM30 181H32L33 182V180H31L30 179ZM52 181V180H51ZM116 181V180H115ZM178 181V180H177ZM184 181V182H185ZM0 182V203H1V201L3 200H1V198H3V196L1 195V194H6L5 192H3V191H9V187H7L8 188V190H5V187H4V185L2 184ZM13 182V183H14ZM20 182V181H19ZM48 182V181H47ZM59 182H61V181H59ZM97 182V185H98V181H96ZM103 182V180L101 181V183ZM113 182V181H112ZM153 182V181H152ZM167 182V181H166ZM197 182H199V181H197ZM15 183H14V185H15ZM25 182H23V186L25 185L24 184ZM46 183V182H45ZM49 183V182H48ZM69 183V184H68ZM100 183V182H99ZM154 183H155V181H154ZM180 183V182H179ZM19 184H21V183H19ZM63 184V183H62ZM71 184V186H69ZM105 184V181H104V183H103V185ZM184 184V183H183ZM258 184H259V182H258ZM11 185H13V184H11ZM53 185V184H52ZM51 185V186H52ZM100 185V184H99ZM180 186H181V184H179ZM21 186V185H20ZM108 186V185H107ZM109 186H111V183L109 184ZM180 186H178V187H180ZM187 186V187H188ZM197 186V185H196ZM245 186V187H244ZM15 187H18V186H15ZM46 187H47V185H46ZM54 187H57L56 185L54 186ZM53 187V188H54ZM62 187V186H61ZM177 187V188H178ZM13 188L14 187H12V193L14 194V190H13ZM20 188V187H19ZM59 188V187H58ZM57 188V189H58ZM70 188H69V191H70ZM110 188V189H109ZM158 188V187H157ZM190 187H188V189H189ZM15 189V188H14ZM26 189V188H25ZM41 189V188H40ZM56 189V190H57ZM62 189H63V187H62ZM124 189V188H123ZM146 189V188H145ZM148 189H149V187H148ZM203 189H204V187H203ZM16 190V189H15ZM18 190V189H17ZM22 190V189H21ZM20 190V191H21ZM61 190V189H60ZM60 190L58 191V193L60 192ZM65 190H68V189H64V191ZM118 190V191H117ZM156 190V189H155ZM24 191V190H23ZM25 191H27V190H25ZM62 191V190H61ZM174 191H175V189H174ZM176 191H177V189H176ZM192 190H190V192H191ZM260 191V190H259ZM258 191V192H259ZM56 192V191H55ZM63 192V191H62ZM66 192V191H65ZM65 192H63V195H64V193ZM68 192V191H67ZM67 192H66V196L68 195L67 194ZM118 192H120V193H118ZM138 192V191H137ZM193 193H194V191H192ZM15 193H19L18 191H15ZM70 193L71 192H69V196L71 197V195H70ZM72 193H74L73 195H75V192L72 190ZM71 193V194H72ZM84 193V192H83ZM123 193V194H122ZM170 193V192H169ZM193 193H192V196H193ZM10 194V193H9ZM141 194V193H140ZM15 195V194H14ZM14 195H12V196H14ZM17 195H21L20 193L19 194H16L15 195V197H18ZM22 195H23V193H22ZM64 195V196H65ZM138 195V194H137ZM143 195V194H142ZM141 195V197L142 198H144L143 196ZM164 195V194H163ZM186 195H188V196H186ZM10 196H11V194L9 195V196H7L5 199H7V200H9V201H7V200H4V202L5 201H7V203L8 202H10L11 203V201H10ZM34 196V195H33ZM32 196V197H33ZM84 196H85V194H84ZM88 196V195H87ZM140 196V195H139ZM166 196V195H165ZM243 196V195H242ZM244 196V197H245ZM31 197V198H32ZM38 197V196H37ZM37 197L36 198H33V199H35V200H37ZM73 197V196H72ZM71 197V198H72ZM98 199H97V198ZM141 197H138V198H136L137 200V203H139L140 201H141ZM190 197V200L192 201V202H190L189 203V200L187 199V198H189ZM255 197V198H256ZM66 198V197H65ZM69 198V197H68ZM87 198V197H86ZM140 198V200H138ZM146 198L147 199H149V201H150V197H148V196H146ZM249 198V199H250ZM252 198V199H253ZM254 198V200L256 201L257 199H255ZM12 199H14V197L12 198ZM89 199V200H90ZM170 199V198H169ZM15 200V199H14ZM39 200H41V198L39 199ZM39 200H37L38 201V203H40L39 202ZM60 201H61V203L63 204V201L65 200H61V199H59ZM71 200V199H70ZM77 200V199H76ZM154 200V199H153ZM162 200V199H161ZM13 201V200H12ZM55 201V200H54ZM73 201V200H72ZM93 200L91 201L92 202V205H93V202H94ZM119 201V202H118ZM142 201H143V199H142ZM146 201H148V200H145V202ZM3 202V201H2ZM33 202H34V200H33ZM32 201H31V204H35V203H37V202H35V203H33ZM57 202H58V200H57ZM65 202V201H64ZM90 202V203H91ZM98 203L97 204H100L99 203V201H97ZM144 202V201H143ZM143 202H141L140 204H142ZM257 202H260V200L259 201H257ZM264 202V201H263ZM14 202H12L11 204H13ZM30 203V202H29ZM56 203V202H55ZM66 203V202H65ZM68 203V202H67ZM73 203V202H72ZM2 204H4V203H1L0 204V208H1V205ZM51 204V203H50ZM75 204V203H74ZM108 204V203H107ZM174 204V203H173ZM214 204H216V206H213ZM254 204V203H253ZM252 204V205H253ZM13 205H15V203L13 204ZM20 205H21V203H20ZM70 205V204H69ZM91 205V204H90ZM94 205L96 206V202L94 203ZM101 207L103 206L102 205V202H101ZM138 205V204H137ZM137 205H135V206H137ZM154 205V204H153ZM189 205V206H190ZM246 205L248 206V208H246ZM5 206V205H4ZM24 206V205H23ZM39 206V205H38ZM98 206V205H97ZM108 206H106V207H108ZM132 206V207H131ZM175 206V205H174ZM178 206H180V205H178ZM192 206V207H193ZM257 206V207H256ZM3 207V206H2ZM10 207V205H8V207L7 206H5V210L3 209V211H5V213L7 212L6 210L8 209ZM18 207H19V205H18ZM41 207H42V205H41ZM91 207V206H90ZM89 207V208H90ZM183 207H185V206H183ZM195 207V206H194ZM193 207V208H194ZM202 207H204V206H202ZM15 208V207H14ZM13 208V209H14ZM20 208H22L23 209V207H20ZM38 208H40V207H37L36 208V204H35V207H34V209H38ZM88 208V207H87ZM113 208V207H112ZM122 208V207H121ZM173 208V207H172ZM179 208V207H178ZM182 208V207H181ZM186 208H188V206H186ZM249 208H250V210H249ZM12 209V208H11ZM12 209V210H13ZM31 209H33V206H32V208ZM41 209V208H40ZM40 209H38V210H40ZM45 209V208H44ZM154 209H155V207H154ZM175 209H176V207H175ZM190 209H191V207H190ZM195 209V208H194ZM1 210V209H0ZM15 210V209H14ZM17 210V209H16ZM15 210V211H16ZM25 210V209H24ZM27 210V209H26ZM25 210V211H26ZM8 211H10L11 212V210H10V208H9V210ZM15 211H13V212H11L12 214L9 216V217H4V219H5V221H9V218H13V219H17V222H15V225L18 223V221H19V223L21 224V220H18L19 218H22V217H20V215L19 214H16V213H18V211L15 213ZM28 211H30L31 212V210L29 209ZM41 211V212H40ZM39 212L40 213H42V210H40ZM55 211V210H54ZM111 211V210H110ZM217 211V210H216ZM215 211V212H216ZM219 211H217V215L220 213ZM1 212H2V210H1ZM22 212V211H21ZM39 212L38 213H36V216H35V218L36 217H39V216H37V215H39ZM49 212V211H48ZM57 212H58V210H57ZM93 212V211H92ZM107 212V211H106ZM133 212V211H132ZM206 212V211H205ZM207 212H208V209H207ZM8 213V212H7ZM49 213H53V211L52 212H49ZM49 213H47V214H49ZM134 213V212H133ZM200 213V212H199ZM214 213V212H213ZM9 214V213H8ZM26 214V213H25ZM50 214V215H51ZM109 214H110V212H109ZM108 214V215H109ZM216 214V213H215ZM1 215V214H0ZM57 215H58V213H57ZM62 215V214H61ZM26 215H24V217H25ZM43 216V215H42ZM49 216V215H48ZM52 216H53V214H52ZM63 216V215H62ZM0 217H2V216H0ZM34 217V216H33ZM32 217V218H33ZM44 217V216H43ZM106 217H107V215H106ZM110 217V216H109ZM218 217H220L219 215H218ZM221 217V218H222ZM27 218V217H26ZM54 218H55V216H54ZM27 219H29V217L27 218ZM31 219V218H30ZM49 219H51V218H49ZM49 219L47 220V221H49ZM58 219H59V216H58ZM57 219V220H58ZM2 220V219H1ZM0 220V221H1ZM26 220V219H25ZM36 220H38V219H36ZM39 220L40 221H42L43 219H40L39 218ZM112 220V219H111ZM212 220H213V218H212ZM224 220V219H223ZM243 220V221H244ZM4 221V220H3ZM4 221V222H5ZM43 221H46V214H45V218H44V220ZM208 221V220H207ZM210 221V220H209ZM208 221V222H209ZM214 221V220H213ZM224 221H227V220H224ZM229 221V220H228ZM240 221V220H239ZM3 222V223H4ZM10 222V221H9ZM8 222V223H9ZM27 222V221H26ZM65 222V221H64ZM84 222V221H83ZM211 222V221H210ZM232 222V221H231ZM1 224H2V222H0ZM11 223V222H10ZM9 223V225H11ZM19 223H18V225H19ZM28 223H29V221H28ZM39 223V222H38ZM229 223H230V221H229ZM234 223V222H233ZM232 223V224H233ZM237 223V222H236ZM239 223V222H238ZM242 223V224H243ZM0 224V225H1ZM212 224V223H211ZM216 224H217V222H216ZM226 224H228V223H226ZM231 224V223H230ZM3 225V224H2ZM0 226V264H10V263H8V261H13L14 263H16V264H30V262L27 260V258H25V257H23L21 254H20V252L21 251H19V250H22V247H21V245H19V244H17V243H15V241L14 240H17L16 238H18V235H20L21 233H19L18 231H16V232H14L13 234H14V238H13V241L12 242H10V241H8V240H6V238L8 237H6V234L8 233V228L6 229V228H3V226ZM7 224H6V222H5V224H4V226H6ZM14 225V226H15ZM28 225V224H27ZM27 225H25V228H26V226ZM30 225V224H29ZM35 225V224H34ZM40 225H42V227H46L47 226V224L46 223H42V224H40ZM61 225V224H60ZM63 225H64V223H63ZM68 225V224H67ZM112 225V224H111ZM225 225V224H224ZM17 226V225H16ZM15 226V227H16ZM31 226V225H30ZM32 226H33V224H32ZM38 227H39V225H37ZM66 226V225H65ZM65 226H62L61 225V227L60 228H62V227H65ZM233 227H234V225H232ZM231 226V227H232ZM10 227V226H9ZM13 227V226H12ZM19 227V226H18ZM18 227H16V228H18ZM38 227H36V228H38ZM51 227V226H50ZM70 227H72V226H70ZM228 227H229V224H228ZM232 227V228H233ZM24 228V229H25ZM218 228H219V226H218ZM230 228V227H229ZM8 230L7 231V233H6V230ZM14 229V228H13ZM21 230H22V228H20ZM27 229V228H26ZM25 229V230H26ZM40 230H41V228H39ZM46 229V228H45ZM221 229V228H220ZM233 229H235V232H236V228H233ZM232 229V230H233ZM12 230V229H11ZM39 230V231H40ZM53 230V229H52ZM65 230V229H64ZM69 230V229H68ZM14 231V230H13ZM20 231V230H19ZM24 231V230H23ZM29 231V230H28ZM27 231V232H28ZM35 231H37V230H35ZM41 231H45L46 232V230H41ZM58 231V230H57ZM234 231V230H233ZM237 231V232H238ZM27 232H25L26 233V235H27ZM30 233L32 232L33 233V231H29ZM28 232V233H29ZM16 233V234H15ZM19 233V234H18ZM29 233V234H30ZM59 233V232H58ZM74 233V232H73ZM12 234V235H13ZM28 234V235H29ZM34 234V233H33ZM33 234H30V235H32L33 236ZM227 234V233H226ZM241 234V233H240ZM23 235V234H22ZM39 235H43L41 232H40V234ZM45 235V234H44ZM53 235H55V237H57V238H59V240H57L56 241V239H54V241L55 242H58V241H60L62 244L64 243V241H63V239L61 238V236H59V235H57V234H53ZM67 235V234H66ZM69 235V234H68ZM74 235V234H73ZM75 235H77V234H75ZM10 236V235H9ZM23 236H25V235H23ZM23 236L22 237H20V238H23ZM31 236V237H32ZM34 236H36V235H34ZM51 236V235H50ZM78 236V235H77ZM13 237V236H12ZM38 237V236H37ZM42 237H44V236H42ZM41 237V238H42ZM66 237V236H65ZM67 237H69V236H67ZM79 237V236H78ZM19 238V239H20ZM38 238H40V237H38ZM45 238V237H44ZM43 238V239H44ZM46 238H48V236L46 237ZM63 238H64V236H63ZM72 237H69V239H71ZM81 238V237H80ZM89 238V237H88ZM87 238V239H88ZM91 238V237H90ZM226 238V237H225ZM11 239V238H10ZM26 239H28V237H26ZM31 238H29V240H30ZM37 238L35 237V240H36ZM238 239V238H237ZM21 240V239H20ZM39 240V242H35L36 244H39V247H40V245L43 243L44 245H46V243H44L45 242V240H41V239H38ZM40 240L41 241H44V242H40ZM47 240V239H46ZM48 240H49V238H48ZM52 240V239H51ZM77 240V239H76ZM82 240V239H81ZM80 240V241H81ZM241 240V239H240ZM18 241V240H17ZM23 241H25V239L23 240ZM32 241L34 242V240H33V238H32ZM50 241V240H49ZM82 241H85V240H82ZM90 241H91V239H90ZM191 241V240H190ZM246 241V240H245ZM245 241L243 240V242L242 243H244L245 244ZM69 242V241H68ZM79 242V241H78ZM108 242V241H107ZM230 242H232V241H230ZM255 242V243H254ZM22 243V242H21ZM31 243V242H30ZM34 243V244H35ZM51 243V242H50ZM66 243V242H65ZM64 243V244H65ZM93 243V242H92ZM97 243V242H96ZM109 243V242H108ZM247 243H249V242H246V244ZM29 244V243H28ZM35 244V245H36ZM57 244V243H56ZM64 244L62 245V247L64 246ZM69 244H71V243H69ZM73 244V243H72ZM77 244H79V243H77ZM250 244H251V242H250ZM250 244H248L249 246L248 247H251L250 246ZM30 245V244H29ZM49 245V244H48ZM52 245V244H51ZM55 245V244H54ZM83 245V244H82ZM88 245V247H89V244H87ZM231 245H232V243H231ZM25 246V245H24ZM43 246V245H42ZM56 246V245H55ZM97 246H99V245H97L96 244V246L95 247H97ZM193 246V245H192ZM246 246V245H245ZM32 247V246H31ZM37 247H38V245H37ZM47 247H50V246H47ZM46 247V249H48ZM59 247V246H58ZM67 247H68V245H67ZM84 248L86 247V246H83ZM83 247H81V248H83ZM88 247H87V249H86V252H87V250H88ZM100 247V246H99ZM230 247H232V246H230ZM240 247V246H239ZM33 248H34V246H33ZM32 248V249H33ZM42 248V250H43V247H41ZM51 248V247H50ZM49 248V250H52V249H50ZM66 248V247H65ZM75 248H78V247H75ZM80 247H79V250L81 249ZM89 248H91V247H89ZM159 248V247H158ZM195 248V247H194ZM247 248V247H246ZM245 248V249H246ZM253 248V247H252ZM35 249H36V247H35ZM84 249V250H85ZM94 249V248H93ZM185 249V248H184ZM187 249V248H186ZM191 249H193V248H191ZM191 249H190V251H191ZM244 249V248H243ZM254 249V248H253ZM29 250V249H28ZM54 250V249H53ZM52 250V251H53ZM59 250H61V249H59ZM79 250H76V251H79ZM115 251H116V249H114ZM262 250V249H261ZM56 251V250H55ZM65 251V250H64ZM73 251V250H72ZM113 251V250H112ZM159 251V250H158ZM157 251V252H158ZM172 251V250H171ZM248 251V250H247ZM258 251V250H257ZM50 252V251H49ZM59 252V251H58ZM62 252V251H61ZM66 252V251H65ZM64 252V253H65ZM68 252V251H67ZM66 252V253H67ZM89 252L90 251H88V255H86L87 257L89 256ZM95 252V251H94ZM97 252L99 253L100 251L99 250H97ZM161 252V251H160ZM175 252V251H174ZM187 252H188V250H187ZM235 252V251H234ZM240 252V251H239ZM260 252V251H259ZM30 254H31V252H29ZM40 253V252H39ZM42 253V252H41ZM48 253V252H47ZM47 253H46V256H47ZM60 253V252H59ZM63 253V252H62ZM77 253V252H76ZM75 253V254H76ZM85 253V252H84ZM101 253V252H100ZM171 253V252H170ZM169 253V254H170ZM186 253V252H185ZM184 253V254H185ZM194 253V252H193ZM238 253V252H237ZM249 253V252H248ZM254 253H256V251L254 252ZM44 254V253H43ZM53 254V253H52ZM68 254V253H67ZM66 254V255H67ZM70 254V253H69ZM79 254V253H78ZM86 254V253H85ZM92 255L94 254V253H91ZM109 254H110V251H109ZM113 254V253H112ZM111 254V255H112ZM115 254V253H114ZM172 254V253H171ZM189 254V253H188ZM198 254V253H197ZM240 254V253H239ZM258 254V253H257ZM260 254V253H259ZM31 255H33V253L31 254ZM63 254H61V257H63L62 256ZM156 257H153V255H152V257H150L149 256V258H148V260L146 261V260H144L145 262H146V264H177V262H176V260L174 261L173 259H171V258H169V257H166V255L164 254V253H156ZM198 255H200V254H198ZM235 255V254H234ZM244 255V254H243ZM100 256V255H99ZM116 256V255H115ZM130 256V255H129ZM155 256V255H154ZM179 256H181V255H179ZM186 256V255H185ZM206 256V255H205ZM238 256V255H237ZM253 256V255H252ZM35 257V256H34ZM48 257H51L52 258V255H49ZM64 257H65V255H64ZM63 257V258H64ZM83 257V256H82ZM146 257H147V255H146ZM184 257V256H183ZM182 257V258H183ZM186 257H188V256H186ZM195 257V256H194ZM197 257V256H196ZM201 257V256H200ZM219 257H221L220 255H219ZM246 257V256H245ZM254 257V256H253ZM59 258H60V256H59ZM69 258V257H68ZM93 258V257H92ZM131 258V257H130ZM181 258V257H180ZM181 258V259H182ZM193 258V257H192ZM192 258H190L191 260H192ZM206 258V257H205ZM248 258V257H247ZM44 259V258H43ZM70 259H72V258H70ZM69 259V260H70ZM83 258H81V260H82ZM113 259V258H112ZM123 259V258H122ZM131 259H133V258H131ZM184 259V258H183ZM185 259H187V258H185ZM37 260H38V258H37ZM36 260V261H37ZM67 260V259H66ZM80 260V261H81ZM88 260H89V258H88ZM116 260V259H115ZM114 260V261H115ZM197 260V259H196ZM231 260V259H230ZM252 260V259H251ZM262 260V259H261ZM34 261V260H33ZM32 261V262H33ZM54 261V260H53ZM58 261V260H57ZM73 261H76V260H74L73 259ZM79 261V262H80ZM84 261V260H83ZM183 261V260H182ZM186 261V260H185ZM193 261V260H192ZM195 261V260H194ZM253 261V260H252ZM258 261V260H257ZM35 262V261H34ZM40 262V261H39ZM52 262V261H51ZM85 262V261H84ZM90 262H94V261H92L91 259H90ZM112 262H113V260H112ZM116 262H118V261H115V263ZM132 262V261H131ZM179 262V261H178ZM190 263H191V261H189ZM197 262V261H196ZM219 262V261H218ZM232 262V261H231ZM237 262V261H236ZM262 262V261H261ZM47 263H49V261L47 260ZM54 263H56V261H54ZM53 263V264H54ZM59 264H66V262L64 261V259H60L59 260V262H58ZM72 263V262H71ZM85 263H88L87 261L85 262ZM103 263V262H102ZM114 263V262H113ZM132 263H134V262H132ZM185 263V262H184ZM200 263V262H199ZM242 263V262H241ZM42 264V263H41ZM50 264V263H49ZM76 264H78V263H76ZM92 264V263H91ZM117 264V263H116ZM187 264H188V262H187ZM246 264V263H245ZM258 264V263H257ZM260 264V263H259Z\"/></svg>","mask_w":264,"mask_h":264}]
</instances>
